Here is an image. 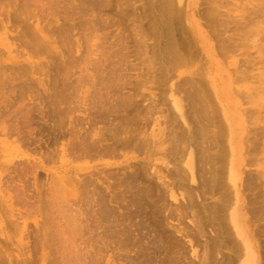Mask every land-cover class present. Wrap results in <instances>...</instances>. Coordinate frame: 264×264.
Listing matches in <instances>:
<instances>
[{
	"label": "rangeland",
	"instance_id": "obj_1",
	"mask_svg": "<svg viewBox=\"0 0 264 264\" xmlns=\"http://www.w3.org/2000/svg\"><path fill=\"white\" fill-rule=\"evenodd\" d=\"M6 1L5 0H0V3H1L0 8H2L4 10H6V8H7V10L10 9L9 12L12 11L11 13H13V11L16 12L17 10H18V12L22 11V10H24V11L28 10V11H26V13L24 11L23 12L25 14H27V12H28V14H29L30 11H31L30 15L34 14V18H32L30 15H27V16L30 17V19H32V21L36 17H39L38 19L40 20V18H41L40 22H42V19L44 18L43 23L46 24V27L51 28V29H49V28L46 29V31H48V30L50 31V30H53V29L55 30L56 29L57 31H59V33L55 30L56 33L55 32L54 33L56 35H58V36H56L51 31L50 32L52 34L50 32L47 34V36H49V37H50V34H51L52 35L51 37L55 38L56 41H57L56 43L53 44L55 47L52 46L53 48H49V51H51L52 54H54V57L52 56L51 52L48 53L49 52L48 50L45 51L44 53H40V54L38 53V55H37V53L36 54H31V56L32 55L36 56V57L34 56V57L31 58L32 64H34V66L33 65L32 66H33V68L35 67V69H33V68H31L32 66L30 64H28L26 61H24V58L26 56L24 57L23 54L24 55H26V54H25V52L23 53V51L21 52V50H23V48L21 46L18 47L19 45H17L16 43H15V46H14V42H13V40H11V37H10V36L16 35V33L14 34V32H17V30L19 31L20 30L19 29L20 26L17 27L16 30L14 29L15 31L12 29L14 27H11V28L8 27L9 30L7 29V31H9V32H4L3 29L2 30L0 29V55L2 56V58H4V59L8 58L7 59L8 64L12 63V64L15 65V67H17L16 65L22 66L21 63H23L24 65L28 64L30 66L29 73H28L29 78H28L27 74H25L26 76L24 74L21 75L22 73L19 72V71L17 73L16 70H15L16 71L15 72L13 69H11V71L8 69L9 71L7 70V72H6L7 77L9 78L10 75L11 76H16L17 79L13 81L16 84H13V82L12 83H10V82L8 83L7 82V85L5 84L6 82H4V85L2 83L0 84V198H1L0 199V204H1L0 205V212H1L0 213V215H1L0 216V221H1L0 222L1 223L0 227L2 226L1 227L2 230L0 228V238H1L0 241L2 240V243L3 244L5 243V246L3 244L2 245L0 244L1 249L4 248V249H2L3 254L0 252V254H1L0 257L3 256V255H7V256L9 255L8 257L11 258L12 260L13 259H18V258H24L25 257L24 255H26V258H27V256L32 257L31 256L32 254H30L31 253L30 250H32L34 248L33 247L34 246L33 245V243H34V241H33L34 239L33 238H35V237H32V236H34V235L37 236L35 234L36 229H38L40 225L42 226L43 223H46L47 222L46 220H48L50 217H52V215L54 217V218H50V219H53V221L50 220L52 223L50 221H48L47 223L50 222L51 224H54L58 219L61 220L60 217H62L61 213H62L63 209H62V211L59 210V205L58 204L60 202H61L60 203L61 207H62V204L64 205V207H68L69 206L68 203L69 202L71 203L73 201L74 204L71 203L72 206L70 205L69 208L74 207L76 209V208L79 207L78 209L81 210V209H83L81 206H83L85 204L83 206L85 208V210L87 209L86 207H88V208L90 207L91 208L90 210H92L94 207H96L94 209V211H96V209L98 211L99 210L98 207H100V208L102 207L101 206L102 202L99 199H101V197H103V198L105 197L106 198L107 196H110L109 199L111 201L109 199H107L108 197L106 198V200H109V201H107V203H106V200L104 201L107 205L111 204L110 207H108L109 215H107V218H104L105 220L108 221L107 225H104L105 224L104 219L102 220L103 224L101 223L100 218H99L100 223L97 222L98 219H95V216L97 217V214L100 216V214L98 212L95 215V213L93 211L95 216L90 212V210H89V212L91 214L90 216L89 215L87 216L88 211H85V212H87L86 215H85L84 212L83 213L81 212V217H82L83 214L85 216L89 217V218L86 217V220L90 221L89 225H91L92 223L94 224V222L96 221L95 227H96L97 223H99L98 227H100L99 226L100 224L103 225V226L100 227L103 232L108 229L107 230L108 231L107 234L103 233V232H98V230H97L98 228L97 227H96V230L93 229V227H91V226L89 227V225L87 224L88 222L86 220H84V221H86V222H84L85 228L88 229V227H89V230L85 231V234L86 233L89 234V235L87 234L88 236L86 235L87 238H90L91 235H92L93 236L92 240H94L93 242H95V244L97 246V242L99 241L100 238L98 236H97L98 239L95 238L96 237V233H93V231L97 232L99 234V236L102 235L101 233H103L104 235L101 236L102 240L106 238L105 234L109 235L110 236L109 239L110 240L112 239L111 242H113V243H111L110 240H109V242L111 244H114V245H111V247L114 249V247L117 246V248L119 250H121V251L116 250L117 251L116 252L115 250L111 249V251L109 252V253L112 252V256L111 257H113V253H114L116 258L113 257V260H110L111 261L110 264H116V262H117V264L118 263L119 264H123V263L126 264L124 261L129 262V263L134 261L136 264H140V262H141L140 260H143V259L142 258L140 259L139 257H137V254H136V252H139V250H140L139 244L136 243L138 245V246H135V247H137L136 250L130 251V249L133 248L134 246H133V244H129L130 246L132 245L133 247L131 246V248L129 249L130 246L128 245L129 247L127 248V244H128L127 242H129V240H131V239L132 240H137V237L139 236V233L141 235V233H143L144 231L145 232L147 231L146 232L147 235L145 234V232L143 233V234H145L147 236L146 239L144 238V240H147V239L149 240L150 238H152L153 240L155 239L154 241L151 239L153 241L152 243L155 244V245L152 244L153 247H155V246L158 247L159 245L160 246L164 245L163 249L161 248V250H160L161 253L158 252L160 254L156 255V257H157L156 258V262L154 260V262L156 264H162L163 261H164V264L165 263L166 264H202L204 259L207 260L206 259L207 256L205 257L206 254H204L205 258L203 257V253H205L204 249L207 250L204 247L208 246V242H210V241H207L206 242L207 244H205V245H203V243H205V240H206L207 237H212V238L215 237L216 238V235H215L216 233L218 234L217 237L219 239L218 238L217 239H218V242H219L220 246L216 245L217 247H219L218 249L215 246L213 251L216 254L212 253L214 255V257L213 256H211V257L213 259L215 258V262L217 264H239L241 256L238 258V256H239L238 253H240L239 252L240 251L239 248H241V247H240V244L236 243V241L237 240L239 241V239L237 238L236 234L234 233L232 225L229 222V213L231 212L232 208L235 206V199H236L235 190H237L238 191V195L240 197L241 214L243 216V220L245 222V226L248 229L249 234L252 235L251 237L253 239L254 247L256 249V255H257L258 264H264V255H263V253H264V241H263L264 240V214H263L264 210H262V209H264V204H263L264 203V201H263L264 200V189H263L264 188L263 187L264 186V184H263L264 181L260 180L261 179L260 172L263 174L262 175V180H264V150H262V149H264L263 148L264 147V142H263L264 141V135H263L264 134V127H263L264 126V111H261L262 108H263L262 110H264V93H262V94L258 93L259 90H260V92L264 91V87L262 86V85H264V79L260 78V77L264 78V75H262V74H264V72H263L264 71V62H263L264 61V48H263L264 47V45H263L264 44V37H263L264 32H262L264 30L263 29L264 28V21L262 23L263 25H260L261 29H262L259 32L260 34L256 32L257 33V37H256V35H253V36H249L248 39L244 40L243 42H242V40L240 41L242 47H240L237 50L236 54H235V58H236V64L235 65H230L229 66L227 64V62L225 64L224 63L225 61H223V58L218 56L219 59L223 61L224 66L226 67L227 70H230V69L232 70L234 68L236 70V71L232 70L234 75L231 74V83H232L231 85H232V88H235V89H232L234 91H231V95H230L231 102H233L235 107H236L237 116L239 115V117H240L239 126H238L239 133L234 136L235 141L239 144V161H238V163H239L238 164L239 179H238V182H237V188L235 189V188L232 187V185H231V183L229 181V177H228L229 169H230V158H231L230 131H229V127L227 126V124L225 123V121L223 119L222 111H221V109L218 106V104H219L218 97L214 96V94L212 92V89H211V86L208 83L205 82L206 80L204 81L205 82L204 86L206 85L208 87V89H207V87L205 88V90L206 89L207 90L204 91V92L205 93L207 92V94L212 92V93H210L211 95L208 94V97L209 96L211 97L213 95L211 97L212 105H215V106L218 107V113L220 114L219 115L220 117L218 118V120H220V123L224 126V127L222 126L223 127V132L222 133H224V132L225 133L222 134V136H220V138L218 139V141H221V142H218L219 144L218 143L214 144L213 141H212V139H213V130L215 131V130L218 129V127H217V129H215L216 128L215 121H213V120H212V122H208L207 121V119L205 117V113L203 111H201V107H199L200 106V102L195 100L196 98H194L191 94H188L190 92H187L188 88L191 87V81H189L190 79L189 80L187 79L189 81V82L188 81L187 82L190 85H188L186 83V80H184V83H183V81H181L182 83L181 82L178 83V84H181V85L183 84L182 85L183 87H181V85H179L180 86L179 87L180 91L183 88V90H182L183 93L182 92L181 93L178 92V93H180L179 95L177 93L174 94L175 98H176V101L178 103V108H176L174 106V104H173V100H172V97L170 96L169 92L166 91V90H163L164 86H165V89H166V86L168 85L167 84L168 80L167 79L165 80V78L164 79L161 78L162 81H161V79H158V80L154 79L153 75H155V71H156L155 68L158 67V66L157 65H153L154 64L153 60L152 61L149 60L148 56L151 57L150 54L152 52L148 53L147 51H145V52H147V57L148 58L146 57V55L144 53V48L146 47L144 45V43L148 42V40H149V42H148L149 44L148 45L146 44V45H147V47H149V46L150 47H149V49H147V47H146V49L150 52L151 49H152V45L154 43L153 40H155V43H156L157 40H160V39H157V40L155 39L156 38V36H155L156 33L154 32V29L151 30L152 29L151 25L154 22L153 19L155 18L156 14H157V11L159 10V6L158 5L160 3L164 4L163 3L164 0H160V1H163V2H158L157 6H156V1H159V0H152V2H151V0H145V1H142V0H137V1L136 0H33V1L32 0H15V1L11 0V1H8V0H6ZM139 1H141V2H139ZM165 1H167V0H165ZM170 1H173L172 3L175 4V5L172 4V6L175 7L176 5H178V6H176V9H178V8L179 9H184V10H182V12L184 14L190 15L192 17V19L194 18L193 21L198 25V27L200 28L202 33H204V35L207 36V38L209 39V43H211L213 45V47H215L214 48V52L218 54V53L223 51L222 47L227 45L226 42H225V39H223V38L225 36H227V33H230V32H231L230 34L233 35L232 31L229 30L227 32V31H225L224 28H222V27H225L224 26L225 24L223 22V20H224L223 18L227 17L226 12L229 11L228 13L230 14V10L231 9L229 10V7L232 8L231 15L233 13L236 14L237 12H240V13H238V15L239 14L243 15V16L245 15L244 17L248 18V17H246L247 15L248 16H253L255 14V13L254 14L253 13H249V11L250 12L254 11V10L251 11L249 9H251V8L254 9L256 7L255 9L258 10L257 6H260L263 0L261 1V3L259 2L260 0H258V1L257 0H246V1L245 0H224V1L223 0H218V1L214 0V2H212L213 6H211L212 5L211 4V0H203L205 2H203V1L201 2V0H193V1L192 0H169L168 2H170ZM206 1L207 2L210 1V3H206ZM225 1H227V3ZM229 1L233 2L234 4L237 3V5L236 4L234 5L231 2H229ZM22 2L27 3V5H25V3H22ZM99 2H101V3H99ZM128 2H129V4H130V2H132L133 5H131V4L129 5ZM150 2H151V4H150ZM200 2L202 3V5H200L201 4ZM216 2H218V3H216ZM238 2H239V4H238ZM6 3H7V5H6L7 7H5ZM33 3H34V5H33ZM145 3H147V4H145ZM214 3L219 5V7L216 4H214ZM263 3H264V1H263ZM263 3H262V5H264ZM99 4H100V6H99ZM144 4L147 7L149 5H151L152 11H155L156 14L154 13L155 15H153V12L151 13L148 10V9H150V7L147 8V7L144 6ZM182 4H183V6H182ZM188 4L190 5L189 8L186 7ZM192 4H194V6ZM225 4H227L228 7H227V5H226V7H224ZM231 4L234 5L235 7H237V9L234 8V6H232ZM11 5H12V8H11ZM23 5H25V6H23ZM36 5H38V7ZM61 5H64L63 6L64 9L62 7H60ZM152 5H155L156 7L153 6L154 7L153 8ZM65 6H68V8L65 7ZM140 6L142 7V10H140L141 9ZM25 7H27V9ZM35 7H37V8H35ZM56 7H57V9H56ZM86 7L87 8L89 7L91 9H89V8L87 9ZM157 7H158V10H155V8L157 9ZM240 7H241L242 10L238 9ZM73 8H74L75 12L73 11ZM145 8L147 9L148 13L147 12L146 13L149 15V18L150 19L153 18V19L149 20L148 17L144 19V17L147 16L146 14H143L144 11H146ZM200 8H202V9H200ZM205 8L206 9L208 8V9L206 10ZM213 8H214V10L211 11ZM217 8H219V9H217ZM187 9H189V10H187ZM62 10L64 12H61ZM215 10H216V12H215ZM220 10H223L224 12L223 11L221 12ZM131 11H132V13H131ZM191 11H192V14H191ZM195 11H196V13H195ZM49 12L50 13L52 12L51 15H50ZM58 12H59V14H58ZM65 12H66V14H68V12H69L70 14L66 15ZM137 12L138 13L140 12L141 14H138ZM219 12H220V14L222 13V15H220L221 17H219V14H218ZM247 12H248V14L246 15ZM259 12H257V13H259ZM257 13L255 15L258 16ZM53 14H54V17H53ZM199 14H200V16H199ZM259 14H261V13H259ZM262 14L261 15L264 17V13H262ZM63 15L66 16L67 18L66 19H65V17L62 18L61 16H63ZM209 15L211 16V18L216 23L212 19H210ZM212 15H213V17H212ZM225 15H226V17H223ZM240 15H239V17H240ZM44 16H46V17L48 16V17L46 18ZM49 16H51V17H49ZM68 16L69 17L71 16L70 19L68 18ZM216 16L219 17V18H216ZM243 16L240 18L241 19L240 21L244 20V21H242V24H244V26H245V24L247 23V19H245ZM261 17H260V15H259V17H257V19L259 18L258 23H260V24L262 22L261 19H263V17L262 18ZM53 18H55V19H53ZM59 18L60 19L62 18L61 19L62 21L59 20ZM143 19H144V21L145 20L146 21L147 20L150 21L149 22L150 25H146V21H145V24L144 23L141 24ZM227 19H229V18H227ZM129 20H131L135 24L132 25V23L129 22ZM34 21L36 22V20H34ZM212 21L214 23V26L211 25ZM104 22H106V23H104ZM138 22H140V23H138ZM182 22L183 23H180V25H182V27L186 26L183 29H186L188 27L186 29V31H185L187 33V30H188V34H186V37H187V35H189L188 38H191V37L194 38V33H193L192 29H191V26H189L184 21V19L182 20ZM59 23H62L63 25L59 24ZM65 23L66 24L69 23V24L64 25ZM44 24H42V25H44ZM219 24H221V25H219ZM59 25H60V27H59ZM61 25H62V27H61ZM134 25H136V26H134ZM143 25H145V26H143ZM257 25H259V24H257ZM132 26H133V28H132ZM147 26H150V27L147 28ZM244 26L242 28H244ZM214 27H215V29H213ZM60 28L61 29L63 28V29L61 30ZM66 28H67V30H66ZM10 29H12V30H10ZM146 29H147V33L144 32V30L146 31ZM218 29L219 30L224 29L222 31L227 32V33L224 34V32L219 31ZM76 30H77V32H76ZM213 30H216V31L214 32ZM143 33H145L146 35L144 36ZM214 33H216L218 36L220 35V37H218L216 34L214 35ZM261 33H263V35H261ZM159 34H160V32H159ZM230 34H228V35H230ZM5 35H8L9 37L5 36ZM68 35H69V37H68ZM149 35H151V36H149ZM221 36H223V37H221ZM3 37H5V38L8 37L7 40H9V42L11 40L12 44L7 46V44L5 43L6 39L3 38ZM57 38L60 41H58ZM160 38L165 39L163 35ZM188 38H187V40H189V41H193V42L196 41V40L194 41L193 38H191L192 40H190ZM216 38L219 39V40H217ZM65 39H67V40H65ZM142 39L145 42H143ZM163 39H162L161 43H164V41H166V39L164 41H163ZM3 40H5V41H3ZM137 40H138V42H137ZM187 40H185V42H187ZM248 40H249V42H248ZM253 41L255 43H253ZM2 42L4 44H2ZM151 42H152V44H150ZM218 42H219V44H218ZM245 42L248 43V45L247 44L244 45L243 43H245ZM222 43H223V45H222ZM191 44H193V45L195 44L196 46L194 45L195 47H193V45H191ZM191 44L190 45L188 44L190 46V48H191L190 50H194V48L196 49V47L199 46L197 42H195V43L191 42ZM143 45H144V48H141V47H143ZM158 45H160V43ZM161 45H160V47H163V45L162 46ZM250 45L253 46V47H250ZM59 46H62V47H59ZM245 46H246V48H248V47L249 48L246 49ZM121 47H122V49H120ZM217 47H219V48H217ZM138 48H139V50H138ZM216 48L218 50H216ZM250 48H251V51H250ZM260 48H261V50H260ZM15 50H16L17 54H16ZM197 50H198V52H197L198 54L197 53L193 54L194 51L196 52V50H194L193 53L191 54L193 57L195 55H197V56L194 57L195 60H193V65L195 64L194 68H195V66H198V65L201 66L202 65L201 66V68H202L201 70L204 73L206 71V68H208L207 59L204 56V53L201 50L200 46H199V48ZM19 51H20V53H19ZM65 52H69V53H65ZM112 52H113V54L111 55ZM262 52H263V54H262ZM56 53H58V54H56ZM71 53H72V55H71ZM20 54L24 58H21L22 56ZM114 54H116V56H114ZM260 54L262 55L261 57H260ZM45 55H47V56H45ZM64 55H65V57L66 56L67 57L65 58ZM250 55H251L252 58L250 57ZM49 56L50 57L52 56V57L50 58ZM253 56H254V58L255 57H257V58L254 59ZM57 57H59V58H57ZM108 57H110V59H112L113 61L111 60L112 61L111 62L110 59H107ZM73 58L76 61L73 60ZM258 58L261 59V62L259 60H257ZM50 59L51 60L53 59L52 61H55V63L53 62V64L55 66L52 65V63H51L52 61H50ZM151 59H152V57H151ZM205 59H206V62H203V61H205ZM248 59H250V60H248ZM42 60H43V62H42ZM47 60L50 61V64L48 63L49 61H47ZM240 60H244L245 62H241ZM255 60H257V61H255ZM149 61H151L153 63V64L151 63V67H150ZM199 61H201V62H199ZM247 61H250L251 64H250V62H247ZM15 62H16V64H15ZM56 62H57V64H56ZM63 62H64V64H63ZM66 62H68V64ZM147 62H148V64H147ZM144 63H146V64H144ZM237 63H240V64L238 65ZM241 63H242V65H241ZM253 63H254V65H253ZM39 64H40V66H39ZM249 64L251 65V67H250ZM61 65H63V66L65 65V67L68 70H64L66 68H64ZM237 65H238V67L241 66V68L238 69ZM56 66H57V68H56ZM147 66H149V67L147 68ZM248 66H249V68H248ZM53 67L56 68V71H55V72H57L56 75H55V72H54L55 69ZM61 67H62V69H61ZM152 67L155 70H153ZM149 68H151V69L149 70ZM246 68H248V69H246ZM258 68H260L259 69L260 71L258 70ZM57 69H59V70H57ZM252 69L254 70L253 72H252ZM62 70L65 73H63ZM195 70L196 71H195V74H193V77H195L197 75L196 77L198 78V81L196 80L197 79L196 77L193 78V80H192L194 82L193 86L194 87L197 86L196 89L197 88L201 89L200 87L203 86L202 80L205 79L206 77L202 76V78L205 77V78L202 79L201 75H199L200 78H201L200 81H199L198 73L196 74V72L198 70L196 68H195ZM231 70H230V73H232ZM237 70H239V71H237ZM247 70H249L248 71L249 73L246 72ZM255 70H256V72H255ZM147 71H148L149 77L147 76ZM32 72H33V74H31ZM66 72H67V75H66ZM199 72H200V70H199ZM259 72L261 74H258ZM34 73H35V75H34ZM245 73H246V75H245ZM250 73H251V75H249ZM17 74H20V75H17ZM62 74H65V76H62ZM151 74H152V76H151ZM157 74H159V73H157ZM255 74H256V76H254ZM54 75H55V77H53ZM68 75H70V76H68ZM18 76L19 77L22 76L20 78V80H19ZM236 76L237 77H245V78L244 79L241 78L242 79L241 80L239 78L237 79ZM59 77H60V79L62 81L59 79ZM155 77H156V75H155ZM253 77H255L256 80ZM256 77L258 78L260 83L259 82L256 83V81H258ZM52 78H54L56 80H54ZM63 79L65 81H63ZM235 79L239 80V82L237 80H236L237 81L236 82ZM260 79H261V81H260ZM52 80L57 82V83L54 84V82ZM150 80H152L153 83H150L151 82ZM76 81H77V83H76ZM136 81H138V82H136ZM154 81H156V82H154ZM195 81H197L198 83L197 82L195 83ZM253 81H254V83H253ZM141 82H144V83H141ZM27 83L30 84V85H28ZM253 84H254V86H253ZM257 84H258V86H257ZM10 85H13V86L10 87ZM15 85H16V87H15ZM25 85H27L28 87L25 86ZM68 85L70 86V89H69ZM18 86H21V87H18ZM259 86H260V88H259ZM62 87L63 88L66 87V89H63ZM73 87L78 88V89H74ZM253 87H255V88H253ZM23 88H25V89L23 90ZM184 88H186V93L188 95L184 92L185 91ZM256 88H258V89H256ZM261 88H262V90H261ZM9 89H11V90H9ZM58 89H59V91H58ZM155 89L157 91H154ZM190 89L192 91V88H190ZM254 90L255 91L257 90L258 91L257 94L262 95L263 98L260 95L258 96L256 94V92H254ZM53 91L55 92V94H54ZM160 91H162V92H160ZM241 91L245 92V93H243L244 95L242 94ZM151 93H155V94L152 95ZM157 93H159V94L157 95ZM163 93H164V95H163ZM60 94H62V96ZM247 94L250 97L247 96V98H245ZM161 95L163 96V98H162ZM189 95H191L192 97L191 96L189 97ZM55 96H57V97L55 98ZM151 96H152V98H151ZM156 96L158 97V99H157ZM166 96L168 97V99H167ZM255 96L257 97V100L259 99V102H260L259 105H258L259 102H257V100L254 101ZM63 97H66V99L64 98L65 101L63 100ZM67 97H68V100H67ZM153 97H156V99H157V103H158V104H156L157 105L156 106L157 111H156V108H154V110H152V112H151V110L149 111L148 109H146V111H145L144 110L145 108L144 109H140L139 112L133 110L132 108H131L132 109V111H131L130 107L126 108V107H128L130 105V103H132L130 101V99H132L133 102L138 100V102L140 103L142 101L143 103L142 102L141 103H142L143 106H145V104L146 105H150V104L152 105L153 103H151V99H153ZM248 97H249V99H248ZM125 98H127V99H125ZM160 99H161V101H159ZM162 99H164V100H162ZM206 99H208V98H206ZM247 99H248V101H247ZM251 99H253L252 102H251ZM261 99L263 100V102H262L263 106H262L261 101H260ZM55 100L56 101L58 100V102H56ZM166 100L167 101L170 100V101H168L170 103L166 102ZM163 101H165L166 103L163 102ZM50 102H52V103H50ZM243 102H244V104H243ZM127 103H128V106L126 105V107H125V104H127ZM58 104L60 106H57ZM182 104H184L185 106L182 105ZM122 106H124V107H122ZM117 107H119V108H117ZM246 107H249V108L247 109ZM125 108H126V110L130 109V110L127 111V112H129V118L132 115V112H133L134 115H135L134 112H136V115H135L136 117L135 118L139 117L137 120L135 119L133 121L135 124L132 122L133 126H131L136 131L135 133L139 135V136L137 135L139 139H137L136 142L141 141L140 139H142V138L148 137V139H151V138H152V140L154 139L156 141V145H158V143H161L160 144L161 146L156 148V151L154 152V155L152 156V158H153L152 161L154 163V169L156 168L155 169L156 170L155 171V175L156 176L152 172L153 170H151L149 168V166H146V168L148 167L147 168V172H148L149 169L151 170V171L149 170L148 173L144 172L143 169H142V165H143L144 160L146 158V155H148L149 151L146 150V149L144 150L143 148H140V147H139L140 149L136 147L137 149L135 148V150L131 151V152L134 153L135 157L133 159H130V160H131V163H133V164L135 163L136 164V165L134 164V166H135L134 168L136 169V170L135 169L134 170L137 171V173H138V177H136V180H135L136 182L133 183L134 187L132 186V188H130L132 184L127 185L128 182L126 180H123L125 178H123V176H121L120 173L116 175L118 178L115 177V174H116L114 172V171H116L115 169H110L108 171H105V173H104V172H101L100 169L94 168V166L101 167L99 164L104 163V162L105 163H112L113 164L112 167L114 166V164H117V163L119 164V162H122L121 164H124V162H123L124 158L119 156V155H117L118 151H119V154L122 153L121 149H119V150L117 149L114 155L112 153H110L112 156L108 152L106 153L107 156H104L105 152H101V153H98V154H94L92 152H89V153L93 154V155H90V156H92L91 158H89V153L87 154L88 156H86V158L85 157L83 158V156L86 155V153H85L86 151L84 150L85 152L84 151L81 152V149H80V148H83V149L85 148L86 149V147H87L86 150H89L90 149L89 147H91V146L93 148L94 147L96 148L97 146L90 145L92 140L95 141V138H96V141L99 140L100 143L103 142L105 145H107V144L112 142V139L110 138V136L113 137L114 133H115L114 136H119L120 135L119 137H123L124 135L121 132L119 133V135H117L116 133L119 132L121 130V128H124L126 126V125L124 126L123 124H127L128 123L127 126H129V124H132V123H129L128 121H127V123H123L126 120H123L121 124L119 123V122H121L122 119H124L123 117L127 118L126 117V115H127L126 113H125L126 115H122V114H124V112H126V110H124ZM108 109L110 110V113H109L110 115L108 114V112H106V111H109ZM121 109H123L124 111H122ZM161 109H162V111H161ZM249 109L255 110L252 113V117L250 116L251 117L250 120H248L249 119V115L248 114L249 113L251 114L252 110H249ZM163 110H166V111H163ZM99 111H102L103 113H101V112L99 113ZM117 111L122 116H120L119 114L114 115V112L116 114ZM147 111H149L150 113L149 112L147 113ZM247 111H248V113H247ZM120 112H122V113H120ZM142 113H143V116H142ZM145 113H147V114L145 115ZM147 115H148V117H147ZM103 116H104V118H103ZM115 116H116V118H115ZM112 117L115 118V119H112ZM142 117H144V118H142ZM260 117L262 118V120L260 119ZM101 118H103V119H101ZM246 120L249 121L250 124ZM145 121L147 123H146V125H143V122L145 124ZM209 123H211V124H209ZM212 123H214V125H212ZM177 124H179V125H177ZM205 125H207V126H205ZM200 127L202 128V130H204L205 128L207 130L205 129L204 131H202V130H200L201 129ZM203 127H204V129H203ZM181 128H182V130H181ZM189 128H191V129H189ZM115 130H116V132H115ZM181 131H182V134H183L182 136L183 137L180 138L178 133H181ZM201 131L204 132V133L205 132H208V133H205L202 136V138L200 139L201 136H199V133ZM202 132H201V134H203ZM142 133H144V134H142ZM111 134H113V135H111ZM194 134H195L196 137H191ZM147 135H149V136H147ZM99 136H103V137H99ZM93 137H94V139H93ZM205 137H206V140H205ZM208 137H209V139H208ZM211 137H212V139H210ZM249 137L250 138L252 137V138L249 139ZM259 137H261V138H259ZM98 138H102V139L100 140ZM189 138L192 139V140H189L187 142L185 139H189ZM246 138H248L249 140L247 139V141H246ZM257 138H259V139H257ZM178 139H180L181 141H179ZM177 140L180 142L181 145L179 144V142L177 144ZM182 140H183V144H182ZM73 141H74L76 146L74 145ZM204 141H206V142H204ZM251 141L253 142V144H252ZM190 142H192V143H190ZM194 142H196V144ZM197 142H199V143H197ZM247 142L249 143V146H248ZM206 143H208V144H206ZM258 143H260L262 145H259ZM86 144L87 145L89 144V145L87 146ZM139 144H140V142H138L137 145H139ZM193 144H195V145H193ZM250 144H252V146H250ZM177 145L182 146V148H180ZM216 145H217V147H216ZM219 145L221 146V149H220ZM245 145L247 147H245ZM101 146H104V145H101ZM183 146H187L188 147L187 151H186V147H183ZM78 147H80V148H78ZM177 147H178V149H177ZM205 147L207 149H205ZM223 147H225V148H223ZM69 148H71V149H69ZM73 148H76V149H73ZM196 148H197V153L195 152ZM212 148H213V150L209 151ZM250 148H251V150H250ZM215 149H217V151H218V149H220L219 152L221 151V153L223 155L221 153L217 152ZM247 149H248V151H247ZM253 150H255V152H254L255 154L252 153ZM77 151L78 152L80 151V153H78ZM90 151H92V150L90 149ZM177 151H178V153H177ZM199 151H200V153H199ZM257 151H259V152L261 151L262 153L261 152L259 153ZM140 152H143V153H140ZM193 152H195L196 154L195 153L193 154ZM82 153H85V155L82 154ZM180 153H182V154H180ZM247 153H248L247 157H249V158L246 157ZM79 154L82 155V157ZM177 154H180L181 156L180 155H178V156H180L181 158L178 157ZM184 154H186V155H184ZM207 154H209V155H207ZM220 154H221V156H220ZM206 155H207V157H206ZM250 155H252V156H250ZM253 155H255V158L253 157ZM201 156H203V158L205 159V160L203 159L204 162L202 160H200V159H202ZM211 156H213V157H211ZM252 157L254 159L253 162H256L255 164L252 162ZM256 157H257V159H260V161L262 160L263 162L261 161L259 163V161L256 159ZM196 158L198 159V161H197ZM212 158H213V160H217V161L210 160ZM188 159H191L190 160L191 161L190 166H187V164H186ZM181 160H183V161H181ZM246 160H247L248 163L246 162ZM218 161L220 163H218ZM138 162H140L141 164L138 163ZM213 162H215V163H213ZM203 163H205V164H203ZM211 163H213V165H210ZM223 163H224V166L221 167L223 165ZM216 164H217L218 168L216 167ZM209 165L211 167L212 166H215V167H212V170H211V167ZM206 167H207V170L205 169ZM200 169H202V171ZM93 171L97 172V173L100 172V174H98L99 176L97 175V173H94L95 175L92 174ZM213 171H214L213 175H215V171H220L218 178L215 179V180H218V181L221 180L220 183L224 182L223 185L222 184L219 185L220 183H218V181H215V180L214 181L216 183H214V181L212 180L213 179L212 177H211V179L209 178L211 180V182L209 183V179L207 178V176L210 177V175H212ZM245 171H246V173L248 172L247 175H248L249 178L246 177V174L244 173ZM143 173L146 174V176ZM82 174L85 176V179H83L84 183L81 182L82 180L79 182L80 178L81 179L83 178ZM139 174H143V176L142 175L139 176ZM201 174L203 175V177H202ZM250 174H251V176H250ZM118 175H120V176H118ZM220 175H222V178H221ZM79 176H81V177H79ZM244 176L246 178H248L249 180H251V181L249 182V180H247ZM92 177H93V180H91ZM99 177H102V179L99 178ZM250 177H251V179H250ZM256 177H257L258 181L255 179ZM120 178H123V179H120ZM148 178L150 179V181L151 180L152 181L150 182L148 180ZM201 178H202V180H201ZM206 178H207V180H206ZM223 178H225L224 181H223ZM51 179H52V181H51ZM225 180H226V182H225ZM243 180H246V182L244 181V183H243ZM253 180H255V181H253ZM91 181H93V183ZM113 181H115V183ZM89 182H90V184H89ZM108 182H109V185H110L109 187H111V185H112L113 188L111 187V188L105 189V193L107 192L108 195L106 194L107 195L106 196L105 194H103V196H102V192H99V190L103 191L104 190L103 187L106 186V183L108 184ZM123 182L125 183L126 186L124 185ZM254 182H255V184H254ZM82 183L84 184L83 185L84 188L81 185ZM112 183L115 184V185L113 186ZM121 183H123V184L120 185ZM150 183H152L151 186L154 187V188H152L153 189L152 192H148V194H149L148 198H147V196H145L147 198L146 201L147 200L148 201H147L146 204H144V209H143L144 211L140 212V214L139 213H137V214L135 213L136 215L134 214L133 216L129 217V219L126 218L127 215L129 216V214L132 212V210L140 209V206H138L140 203H139V201H136V199H137L136 196L140 195V194L136 195V192H138V193L142 192V191H139V189H140L139 187L141 185H145V184L150 185ZM206 183L208 185H211V184L212 185L213 184L216 185V189L217 190H219V188H221L219 190L220 192L217 191V190H216V192L211 191V188ZM225 183H226V185H225ZM91 184H93V185L89 186ZM137 184H140L137 187L139 189L136 188ZM259 184L262 187H260ZM39 185L41 186L40 187L41 190L39 189ZM95 185L96 186L98 185V187L100 185L101 188L99 187L100 188L99 189ZM148 185H145V189H146V186L148 187ZM242 185L245 186V187H243ZM247 185H254V187L253 186H247ZM94 186L97 189L96 191H94L95 189H93V188H95ZM124 186H125V189H124ZM246 186L249 187L250 190H242V188L243 189H245V188L248 189ZM50 187H52V189ZM55 187H56V190H55ZM91 187H92V189H91ZM207 187L209 188V190H205V192H204V189H208ZM213 187H212V189H213ZM134 188H136V189H134ZM226 188H228V190ZM253 188H256V189H253ZM259 188L261 190H258ZM47 189H50V190H47ZM109 189H110V193H109ZM113 189H115V191ZM119 189H121V190H119ZM126 189H128L126 191L127 193L125 192ZM131 189H133V190H131ZM214 189H215V187H214ZM52 190H55V191H52ZM87 190L90 192V194L88 192L89 195L86 194ZM262 190H263V192H261ZM51 191H52V193L49 194V192H51ZM57 191L59 192L58 194H60V195L57 194ZM82 191H83V193L86 191V193H84L83 195H82V193H78V192H82ZM206 191H208V192H206ZM228 191L229 192L231 191L230 192L231 195L227 194V193H229ZM249 191H251V192H249ZM117 192L120 194V197H119V194ZM120 192H123V193H120ZM225 192L228 195V196L225 195L226 200L229 198L227 200L229 202H226L227 204H225V205L223 204L224 207L226 205L228 206V207L226 206V208H225V212L226 211L227 212L226 213L225 212L221 213L222 211H218V208L220 207V205H219L220 203L218 204L219 206L217 205L218 207L217 206L214 207L215 204H213V203L217 204V202H219L218 199L222 200L223 198L221 199L220 195L221 194L223 195ZM257 192H258L257 195H259V196L256 195ZM103 193H104V191H103ZM150 193H152V194H150ZM215 193L217 195H215ZM41 194H42V196H40ZM52 194H53V196H52ZM91 194H95L94 195L95 199L94 198L93 199L95 201L97 200L96 201L97 203L96 202L95 203L98 206L93 203L94 202L93 199L92 200L88 199L89 198L88 196H90ZM100 194H101V196H100ZM121 194H123L124 196L126 195V196L125 197L123 195L121 196ZM204 194H206V195H204ZM210 194H212V195H210ZM43 195L47 196L48 198L44 197ZM54 195H57L55 197H59L60 198V200H58L59 202L57 201L58 204L55 203L56 201L54 202V200H53L54 199ZM80 195H82L83 197L80 196ZM85 195H87V197ZM96 195H97V197H96ZM128 195H129V197H128ZM35 196L37 198H35ZM51 196L53 197V199L50 198ZM60 196L63 197V198L65 197L66 202L64 200H62L63 198H61ZM203 196H207V197H203ZM229 196H231L232 202H231V199H230ZM260 196H261V198H260ZM80 197H82V198H80ZM49 198L51 199V201H50ZM76 198L77 199L80 198V200L83 199V198H87L91 202L93 201L92 204L96 205V206H93V208H92L91 205L86 206V205L89 204V203H87L86 199H84L85 203L83 201H82L83 202L82 203L80 200H79L80 201L79 202ZM119 198H120V200H119ZM121 198H123L124 200L123 199L121 200ZM127 198H130V199L128 200ZM133 198H134V200H133ZM257 198H259V199L257 200ZM48 199H49L50 202L48 201ZM205 199H208V200H205ZM27 200H28V202H31V203H28ZM56 200H57V198H56ZM75 200H77L76 202L78 204H76ZM117 200H119V201H117ZM34 201H35L36 204H34ZM38 201H40V202H38ZM62 201L65 202V203H62ZM125 201H127V202H125ZM157 201H158V204H155V203H157ZM210 201H216V202H210ZM222 201H220V202L222 203ZM255 201H256V203H255ZM262 201H263V203H262ZM51 202L53 204L55 203L54 205H56V206L55 207L53 206L54 208L52 207L53 204L52 205L50 204ZM159 202L162 203V204H160ZM24 203H26V205ZM37 203H38V205H37ZM46 203H48V204H46ZM121 203H123V204L121 205ZM205 203H207V206H205L206 205ZM209 203L210 204L212 203L213 206L212 205L209 206ZM203 204H205V205H203ZM66 205H68V206H66ZM119 205L121 207H119ZM129 205H130V208H128ZM157 205H159L158 208H157ZM250 205H252V206H250ZM40 206H41L42 210L40 209ZM49 206L51 207V209H49L50 208ZM149 206H151V207H149ZM201 206H202L203 209H201ZM204 206L206 207V209H204L205 208ZM254 206H255V208L257 210V213H256V210H254ZM258 206L260 208H258ZM35 207H37V208H35ZM61 207H60V209H61ZM154 208L158 209L157 210L158 212H156V209H154ZM214 208H216V209H214ZM251 208H253L254 212L252 211ZM67 209L68 208H66L65 211L69 210V209L68 210ZM73 209H72L71 212H73V211H76V212H75L74 216L72 215V217H73V220H76V219H74V217H75V215L77 217L78 215L76 213H80V212H78L79 210L77 211V209L76 210L75 209L73 210ZM121 209H123V210H121ZM40 210L42 212V215H41ZM47 210H50V211H47ZM57 210L60 211L61 213L58 214L59 212ZM52 211L53 212L57 211V213L54 212L56 214V216H54L55 214ZM65 211L63 212V215H64L63 218L65 217V215H68L70 213V211H68V212H65ZM81 211H84V209L81 210ZM128 211H130V213ZM39 212H40V214H39ZM43 212H45V213H43ZM48 212H49L50 215H48ZM117 212H118V214H117ZM121 212H123V213H121ZM125 213H127V215H125ZM254 213H256V215H254ZM71 214H73V213H70V215ZM123 214L125 215V217H123ZM138 214H139V216H137ZM150 214H152V215L150 216ZM47 215L49 216V218H46V217H48ZM110 215H112V217ZM118 215H120V216H118ZM200 215L201 216L203 215L204 217L203 218L201 217V219H200L199 218ZM213 216L215 217V219L213 218ZM41 217H43V218H41ZM67 217L68 216H66V218ZM70 217H68L65 220L62 218V221L63 222H65L66 220L68 221L70 219ZM81 217L78 220L79 223H80ZM90 217H94V218H91V219L92 220L95 219V221L91 222ZM219 217H221V219ZM55 218H56V220H55ZM114 218H116V219H114ZM204 218H207V219H204ZM217 218H218V220H217ZM110 219H111L112 222L110 221ZM139 219L143 220V222H141V224L144 223V221L146 222V223H144L145 225H143L144 227L141 226V227H143V230L139 226L141 224H139L138 226L141 228V230H140L141 232H139V230H138L139 233H137V230L136 231L134 230L132 232L131 230H133L135 228L139 229V227L137 226L138 222L141 221ZM209 219H210V221H209ZM16 220L18 222H14ZM73 220H71V222L68 221V224L70 222L69 228L72 225H74L75 222H77V220L75 222ZM40 221H42L43 223L40 222ZM107 221H106V223H107ZM121 221L122 222L124 221V224L128 223V226L133 224V225H131V227H133V226H135V227L131 228V230H130L131 232L130 231L129 232L130 233H135L136 232L135 234H137V237H135L136 235H134V234L132 236L130 235V233L128 234L126 232V230L128 231L129 227L127 226L128 227L127 228L126 225H122ZM129 221H131V223ZM204 221L206 223L208 222V224L206 225V223ZM212 221L214 223H212ZM11 222H13V224ZM35 222H38V223H41V224H38V223L36 224ZM209 222L211 224H209ZM222 222H224V223H222ZM61 223H57V224H61ZM65 223H66V226H65L64 223H62L61 225L63 226V228L65 226L66 227L65 229H68L67 228L68 224H67V222H65ZM115 223L116 224L118 223V226H117L118 228L115 227ZM147 223H148V226H149V224L151 226L148 227ZM7 224H9V225H7ZM17 224H20V225H17ZM93 224H92V226H94ZM119 224H121L122 227L119 226ZM250 224H252V225H250ZM23 225H26V226H24V228H23ZM48 225L50 226V224H47V226ZM18 226L21 229V232H19V233H18V231H20V230H19ZM47 226H46V232H47V229H48L47 233L51 234V233L55 232V230H54V232H49L50 231L49 230L50 227H47ZM53 226L55 227V225H53ZM59 226H58V229H57V227H55L57 231L59 230ZM84 226H83V228H84ZM106 226H107V229L105 228ZM123 226L125 227L126 230H121V229L118 230L119 227L123 228ZM145 226L148 227L149 231H148V229H146ZM6 227L8 228V230L10 232L7 230ZM72 227L76 228L77 226L74 225ZM72 227H71V229L73 230ZM79 227H80V225H78V229H81L82 225H81L80 228ZM102 227L104 229H102ZM199 227H200V229H199ZM16 228H18V230ZM60 228H61V226H60ZM85 228H84V230H86ZM114 228H116V229H114ZM5 229H6V231H5ZM215 229H217V231L220 230V232L219 231L215 232L216 231ZM253 229H255V230H253ZM30 230H31V232H30ZM72 230L70 232L68 231L67 233H65L66 230H61L60 229L59 232L56 231V236L54 237V239L56 237H57V239L61 238V237H59L57 235L61 236V235H65L66 234L64 236V237H66V236H68L69 233H71L69 236H70V238H72L71 236H73V238L75 237L76 243L79 242L80 240L82 241V238H80V235L78 237L79 232L78 231L75 232L76 231L75 229H74V231H72ZM101 230L99 229V231H101ZM200 230H201V232H200ZM1 231H2V234H1ZM51 231H53V230L51 229ZM61 231H64V234H63V232L61 233ZM111 231H117L116 232L117 235H115V234L113 235L114 232L109 233ZM123 231L126 232L127 234L126 233L123 234ZM166 231H167L168 235L170 234L169 236L166 234ZM260 231L262 233H260ZM7 232H9V233H7ZM38 232H37V234H38ZM12 233H13V235H12ZM31 233L33 235H31ZM75 233H77V234H75ZM80 233L82 234L81 231H80ZM119 233H120V235H119ZM5 234L7 236H5ZM54 234H52L50 236L53 237ZM85 234H84V236H85ZM156 234H158V235H156ZM127 235L130 236V238ZM219 235L221 237H219ZM76 236H77L78 239L80 238V240H77ZM125 236H127L128 239ZM6 237L7 238L9 237V238L7 239ZM11 237H12V239H11ZM115 237H120V239L119 238H115ZM70 238L69 237L63 238V240L64 239H66V240L69 239L70 241L72 240L70 243L74 242L73 238L72 239H70ZM5 239H6V241H5ZM116 239H119L118 242L120 241V244H121V242H123L127 249L125 248V246L123 248V246H122L123 243L121 245L119 243H117ZM121 239H122V241H121ZM168 239H170L171 242ZM3 240L5 242H3ZM36 240H38V239H36ZM60 240H58V241H60ZM207 240H209V239H207ZM7 241H11V242H8V244H7ZM31 241H33V242H31ZM58 241L56 240V243ZM124 241H126V242H124ZM139 241H141V237H139ZM166 241H167V243H166ZM175 241L180 246L176 245ZM234 241H235L236 245H235V243L234 244L232 243ZM30 242H31V244H30ZM61 242L62 241L58 242V245L56 244L54 246L55 247L56 246H58V247L61 246L62 247V245L65 244V243L63 241V243L61 245L60 244ZM89 242H92V241L90 240ZM99 242H98V245L100 244ZM115 242H116L117 245L115 244ZM37 243L39 244V242H37ZM140 243H142V242H140ZM22 244L24 245V247L22 246ZM35 244H36V242H35ZM80 244L77 243V245H78L77 247L79 248V246H80L81 248H79V249H83L84 244H81V245ZM95 244H94V246H95ZM157 244H159V245H157ZM173 244H175L176 246L173 245ZM66 245H67V243L64 246L65 249L62 247V249H60L58 252L59 253L61 252L62 255L64 253H66L67 255H64V257L67 256V259L63 260L62 259L63 256L61 254L59 255L58 252H57V255H54L55 256V259H54L55 262L58 261L57 258H60V256L62 257L61 259L63 261L67 260L66 263L70 262V259H72V257H73V260H74V257L76 255L79 256V257L81 255V257H82V255H83L82 251H81V253H76V255L72 254L73 249H74L73 246L75 245L74 247H76L75 243L71 244L72 248H73V249H70L71 251L69 250V247H68V246H70V244L67 245V248H66ZM170 245H172L173 247L172 246L170 247ZM232 245H235V247H237V246L239 247V248H235L237 250V251L235 250L236 253L237 252L238 253L235 254L237 256H234L233 258H232V255H234L235 251L232 250V249H234V247L230 248V249L228 248V246L232 247ZM27 246H28V250L29 251L26 249ZM165 246H167V247H165ZM36 247H38V246H36ZM55 247H54V249L56 250ZM58 247H57V250H58ZM77 247L74 249V251L75 252H80L79 250H77ZM121 247L123 248V250H122ZM135 247L133 249H135ZM70 248H71V246H70ZM117 248H115V249H117ZM165 249L167 251H165ZM7 250L9 251L8 253H6ZM33 250H34V251H32L33 254H35L34 252H36V255L33 256L34 264H37L38 262H39L38 264H42V263L43 264H47V263H49L48 260L46 261L47 262L46 263L44 261L42 262L40 260V258L37 259L38 257H35V256H39L41 254V253H38V252H40L39 248L38 249L34 248ZM37 250H39V251H37ZM61 250H63V251H61ZM65 250L68 251V253ZM90 250H92V249L90 248ZM19 251L20 252L22 251L21 254L19 253ZM26 251H27V253H26ZM48 251H49V249H48ZM56 251H54V252H56ZM123 251H124V253H123ZM51 252H52V250H51ZM51 252H49V253L51 254ZM115 252L118 253V254L122 253L123 255L120 254V257L122 258V256H123V258L122 259L119 258L118 257L119 255L117 256V254H115ZM9 253L10 254L13 253V254L10 255ZM22 253H23V255H22ZM37 253H38V255H37ZM19 254L22 257H20ZM68 254L70 255V257H69ZM103 254H105V253H103ZM127 254H129V257L126 256ZM3 257L4 258L1 257L2 260L3 259L6 260V258H5L6 256H3ZM52 257L50 255L49 259H51ZM79 257L75 258V261ZM81 257L79 258V260L81 259ZM90 257L91 256L88 253V256L86 258L82 257L83 259H87V261L86 260L83 261L82 259L81 260L83 261V263L85 262L84 264H86L87 262L88 263L90 262L91 264H102V263H104V259H101V261L99 263H97V261L94 262L95 261L94 258L90 259ZM117 257H118V259H117ZM235 257H236V259H235ZM9 258H7V259L9 260ZM45 258H46V256H45ZM68 258H69V261H68ZM52 259L50 260V262L52 261ZM5 260H3L4 261L3 263L6 262ZM22 260L20 259L18 261H22ZM36 260H38V261H36ZM73 260H71V262H73ZM75 261L73 263H69V264H77V263L81 264V263H79L77 261L75 263ZM8 262L12 263L11 260H9ZM13 262H14V260H13ZM9 263L6 262V264H9ZM15 263H16V261H15ZM62 263L66 264L64 262H62ZM216 263H214V260H213V264H216ZM30 264H31V262H30Z\"/></svg>",
	"mask_w": 264,
	"mask_h": 264
},
{
	"label": "bare ground",
	"instance_id": "obj_2",
	"mask_svg": "<svg viewBox=\"0 0 264 264\" xmlns=\"http://www.w3.org/2000/svg\"><path fill=\"white\" fill-rule=\"evenodd\" d=\"M6 1V0H5ZM8 1H11V0H8ZM15 1V0H14ZM33 1V0H32ZM137 1V0H136ZM142 1H145V0H142ZM169 0H167V1H165L164 0V2L163 1H156V6L158 5L157 3L158 2H163L164 4H159L158 6H159V10H158V7H157V9L155 8V10H158L157 11V14H156V12L155 11H152V8H151V5H149L148 7H150V9H148L151 13L153 12V15H155L156 14V16H155V18L153 19V18H151V19H153V23H152V25H151V30H153L154 29V32L156 33L155 34V36H156V40L157 39H160V40H157L156 41V43H155V40H153L154 41V43H153V45H152V49H151V51L149 52L147 49H149V47H147V45L149 44L148 42H149V40H148V42H146V43H144V45L147 47V49H146V47L144 48V45H143V47H141V48H144V53H145V55H146V57H147V52L148 53H151L150 55H151V57H152V59H151V57L150 56H148L149 57V60H153V63L151 62V61H149V64H150V67H151V63L153 64V65H157L158 67H156L155 69H156V71H155V75H156V77H155V75H153L154 76V79L155 80H158V79H161V78H165V80L167 79L168 80V82H167V86H166V89H165V86H164V89L163 90H166V91H168L169 92V94H170V96L172 97V100H173V104H174V106L176 107V108H178V103H177V101H176V98H175V93H177L178 95L182 92L183 93V88H182V90L180 91V89H179V85H181V84H178L179 82H181V81H183V83H184V80H186V83L188 84V85H190L188 82L189 81H191V87L190 88H192V91H191V89L190 88H188V91L187 92H190V93H188V94H191L194 98H196L195 100H197V101H199L200 102V106L199 107H201V111H203L204 113H205V117H206V119H207V121L208 122H212V120L213 121H215V125H216V128L215 129H217V127H218V129L217 130H213V139H212V137L210 138V139H212V141H213V143L214 144H216V143H218V142H221V141H218V139L220 138V136H222V134H224V133H222L223 132V125L220 123V120H218V118L220 117L219 115V113H218V107L217 106H215V105H212V102H211V97L213 96H209L208 97V94H210V93H212L213 92V94H214V96H216V97H218V101H219V104H218V106H219V108L221 109V111H222V116H223V119H224V121H225V123L227 124V126L229 127V131H230V150H231V158H230V169H229V174H228V177H229V181H230V183H231V185H232V187L233 188H237V179H238V175H239V171H238V161H239V155H238V157L236 156V152H239V144L235 141V139H234V136L236 135V133L238 134L239 133V130H238V126H239V119H240V117H239V115L237 116V110H236V107H235V105H234V103L233 102H231V99H230V95H231V91H234V90H232V89H235V88H232V83H231V74H233L234 75V73H233V71L232 70H234V71H236L235 70V68L234 69H230L231 71H232V73H230V70H227L226 69V67L224 66V63L226 64V62H227V64L230 66V65H235L236 64V58H235V54H236V52H237V50L240 48V47H242V45H241V40H242V42L244 41V40H246V39H248V37L249 36H253V35H256V37H257V33H259L260 32V30H262L261 29V26L260 25H263L262 23H263V19H264V17L262 16L263 14L262 13H264V5H262V3H263V1L262 0H260L259 2L261 3V1H262V3H261V5L260 6H257V8H258V10L257 9H249V10H251V11H253V12H250L249 11V13H257V12H259V13H261V14H259V13H257L258 14V16L257 15H253V16H248L247 14H248V12L246 13V17H248V18H245L243 15H240V17H239V15H238V13H240V12H237L236 14H232L231 15V10H232V8H230L229 7V10H230V14L228 13L229 11H227L226 12V14H227V17H226V15L225 16H223V17H226V18H223L224 20H223V22H224V26L225 27H222V28H224L225 29V31H232L233 33V35H231L230 33H227V32H224V31H222V30H224V29H222V30H219V31H222V32H224V34H226L227 33V36H225L223 39H225V42H226V44L227 45H225V46H223L222 47V49H223V51L222 52H220V53H215L214 52V48L215 47H213V45L211 44V43H209V39L207 38V36H205L204 35V33H202V31L200 30V28L198 27V25L193 21V19H192V17L190 16V15H187V14H184L183 12H182V10H184V9H176V6H178V5H176L175 7L174 6H172V4H174V3H172L173 1H170V2H168ZM193 1V0H192ZM203 0H201V2H202ZM215 1H218V0H215ZM224 1V0H223ZM246 1V0H245ZM258 1V0H257ZM4 2V1H3ZM2 2V3H3ZM7 2V1H6ZM28 2V1H27ZM35 2V1H34ZM105 2V1H104ZM139 2H141V1H139ZM151 2H152V0H151ZM151 2H150V4H151ZM200 2V3H201ZM203 2H205V1H203ZM212 2H214V0L212 1L211 0V6H213V3ZM221 2V1H220ZM219 2V3H220ZM226 3H227V1H225ZM224 2V3H225ZM229 2H231V1H229ZM5 3V2H4ZM22 3H25V2H22ZM36 3V2H35ZM99 3H101V2H99ZM107 3V2H106ZM199 3V4H200ZM206 3H210V1L209 2H207L206 1ZM205 3V4H206ZM216 3H218V2H216ZM216 3H214V4H216ZM232 4H234L233 2H231ZM14 4V3H13ZM93 4V3H92ZM103 4V3H102ZM128 4H129V2H128ZM130 4L131 5H133V3L132 2H130ZM129 4V5H130ZM145 4H147V3H145ZM145 4H144V6H145ZM204 4V3H203ZM223 4V3H222ZM231 4V5H232ZM236 5H237V3H235ZM234 4V5H235ZM238 4H239V2H238ZM245 4V3H244ZM264 4V3H263ZM0 5H1V3H0ZM7 5V3L5 4V7H7L6 6ZM25 5H27V3H25ZM25 5H23V6H25ZM31 5V4H30ZM29 5V6H30ZM33 5H34V3H33ZM67 5V4H66ZM72 5V4H71ZM70 5V6H71ZM175 5V4H174ZM193 6H194V4H192ZM200 5H202V3L200 4ZM209 5V4H208ZM217 5V4H216ZM215 5V6H216ZM226 5L227 4H225L224 5V7H226ZM234 5H232V6H234ZM255 5V4H254ZM4 6V5H3ZM2 6V7H3ZM37 7H38V5H36ZM64 5H61L60 7H62L63 9H64V7H63ZM69 6V5H68ZM68 6H65V7H67L68 8ZM99 6H100V4H99ZM156 7L155 5H152V7ZM182 6H183V4H182ZM189 4L186 6L187 8H189ZM192 6V7H193ZM214 6V7H215ZM218 7H219V5H217ZM221 6V5H220ZM244 6V5H243ZM246 6V5H245ZM248 6V5H247ZM10 7V6H9ZM14 7V6H13ZM34 7V6H33ZM37 7H35V8H37ZM134 7V6H133ZM139 7V6H138ZM141 7V6H140ZM145 7H147V6H145ZM147 7V8H148ZM153 7V8H154ZM222 7V6H221ZM227 7H228V5H227ZM4 8V7H3ZM11 8H12V5H11ZM15 8V7H14ZM13 8V9H14ZM26 9H27V7H25ZM66 8V9H67ZM87 8V7H86ZM89 8V7H88ZM87 8V9H88ZM128 8V7H127ZM130 8V7H129ZM135 8V7H134ZM203 8V7H202ZM202 8H200V9H202ZM234 8H236L237 9V7H235L234 6ZM24 9V8H23ZM25 9V10H26ZM30 9V8H29ZM39 9V8H38ZM55 9V8H54ZM56 9H57V7H56ZM65 9V10H66ZM71 9V8H70ZM69 9V10H70ZM85 9V8H84ZM86 9V10H87ZM89 9H91V8H89ZM146 9V8H145ZM176 9V10H175ZM206 9V8H205ZM208 9V8H207ZM206 9V10H207ZM211 9V8H210ZM209 9V10H210ZM217 9H219V8H217ZM238 9H241V7L240 8H238ZM10 10V9H9ZM9 10H7V8H6V10H4V9H2V8H0V29L2 30H4V32H9V31H7V29L9 30V28L8 27H14V28H12L13 30L15 29H17V27H19V31L17 30V32H14V34L16 33V35H13V36H10L11 37V40H13V42H14V46H15V43L17 44V45H19L18 47H22L23 48V50H21V52L23 51V53L25 52V54L26 55H24L23 54V56L25 57H23L21 54V58H24V61H26L28 64H30L31 66L33 65L34 66V64H32V61H31V58L32 57H34L33 55L31 56V54H36L37 53V55H38V53L40 54V53H44L45 51H49V48H53L52 46H54L53 44L54 43H56L57 41H56V39L55 38H53V37H51L52 35V33L51 32H55L56 33V31L53 29V30H48V31H46V29H48L49 27H46V24H44L43 23V20H44V18L42 19V22H40V20H41V18H40V20L38 19L39 17H36L34 20H36V22L34 21H32V19H30V17H28L27 15H30V13H31V11H30V13L28 14V12H27V14H25L26 13V11H28V10H26V11H24V10H22V11H19L18 12V10L16 11V12H14L13 11V13H11V12H9ZM16 10V9H15ZM20 10V9H19ZM40 10V9H39ZM38 10V11H39ZM133 10V9H132ZM140 10H142V7H141V9ZM187 10H189V9H187ZM214 10V8L211 10V11H213ZM242 10V9H241ZM25 13H24V12ZM72 11V10H71ZM73 11H74V8H73ZM72 11V12H73ZM84 11V10H83ZM218 11V10H217ZM221 12L223 11V10H220ZM37 12V11H36ZM61 12H64L63 10L61 11ZM75 12V11H74ZM73 12V13H74ZM134 12V11H133ZM143 12V11H142ZM147 12V9H146V11H144V13L143 14H146L147 16H143L144 17V19L145 18H149V15L146 13ZM188 12V11H187ZM215 12H216V10H215ZM224 12V11H223ZM246 12V11H245ZM39 13V12H38ZM37 13V14H38ZM50 13V12H49ZM52 13V12H51ZM51 13H50V15H51ZM77 13V12H76ZM131 13H132V11H131ZM135 13V12H134ZM138 13V12H137ZM155 13V14H154ZM195 13H196V11H195ZM200 13V12H199ZM211 13V12H210ZM244 13V12H243ZM58 14H59V12H58ZM65 14H66V12H65ZM68 14H70L69 12H68ZM68 14H66V15H68ZM138 14H141L140 12L138 13ZM184 14V15H183ZM190 14V13H189ZM191 14H192V11H191ZM219 14V17H221L220 15H222V13L220 14V12L218 13ZM56 15V14H55ZM194 15V14H193ZM208 15V14H207ZM214 15V14H213ZM213 15H212V17H213ZM217 15V14H216ZM250 15V14H249ZM259 15H260V17L262 16L263 17V19H261V24L260 23H258V20H259V18L257 19V17H259ZM32 18H34V14L33 15H30ZM74 16V15H73ZM133 16V15H132ZM197 16V15H196ZM199 16H200V14H199ZM210 16V15H209ZM208 16V17H209ZM218 16V15H217ZM216 16V18H219V17H217ZM244 17L245 19H247V23L245 24V26H244V24H242V21H244V20H242V21H240L241 19V17ZM44 17H46V16H44ZM48 17V16H47ZM46 17V18H47ZM49 17H51V16H49ZM53 17H54V14H53ZM62 18L63 17H65V19L67 18L66 16H61ZM71 17V16H70ZM70 17L68 16V18L70 19ZM152 17V16H151ZM239 17V18H238ZM261 17V18H262ZM61 18V19H62ZM73 18V17H72ZM78 18V17H77ZM102 18V17H101ZM139 18V17H138ZM215 18V19H216ZM227 18H229V19H227ZM49 19V18H48ZM53 19H55V18H53ZM60 18H59V20H61ZM64 19V20H65ZM76 19V18H75ZM144 19H143V21L141 22V24L142 23H144L145 24V21H144ZM150 18H149V20H151ZM184 19V21L189 25V26H191V29H192V31H193V33H194V38L193 37H191V38H193V40L195 41V42H197L198 43V45L200 46V48H201V50L203 51V53H204V56L206 57V59H207V63H208V68H206V71L203 73V71L201 70L202 68H201V66H195V68L198 70L197 72H196V74L198 73V76L199 75H201V78H202V76H205V77H203V78H205V79H203L202 80V84H203V86H201L200 88L201 89H199V88H197L196 89V87L197 86H193V84H194V82L192 81L193 80V78H195V77H193V74H195V68H194V65H193V60H195V56H197V55H195L194 57L191 55L192 53H193V51L194 50H196V52L194 51V53L193 54H195V53H197L198 52V48H199V46H197L196 47V49L194 48V50H190L191 48H190V44H191V42L192 43H195V42H193V41H189V40H187V38L189 37V35H187V37H186V34H188V30H187V33L185 32L186 31V29L188 28H186V29H183V28H185V27H182V25H180V23H183L182 22V20ZM210 19H212L211 18V16H210ZM257 19V20H256ZM31 20V21H30ZM50 20V19H49ZM72 20V19H71ZM134 20V19H133ZM140 20V19H139ZM213 20V19H212ZM222 20V19H221ZM239 20V21H238ZM52 21V20H51ZM62 21V20H61ZM66 21V20H65ZM203 21V20H202ZM214 21V20H213ZM213 21L211 22V25L212 26H214V23H213ZM246 21V20H245ZM256 21V22H255ZM55 22V21H54ZM64 22V21H63ZM129 22H131L132 23V25L133 24H135V23H133L131 20H129ZM135 22V21H134ZM150 21H146V25H150V23H149ZM179 24H178V23ZM215 22V21H214ZM260 22V21H259ZM41 23V24H40ZM49 23V22H48ZM80 23V22H79ZM104 23H106V22H104ZM138 23H140V22H138ZM216 23V22H215ZM11 26H10V25ZM42 24H44V25H42ZM59 24H62V23H59ZM67 24H69V23H67ZM66 23L64 24V25H67ZM176 24V25H175ZM204 24V23H203ZM207 24V23H206ZM257 24H259V25H257ZM49 25V24H48ZM47 25V26H48ZM63 25V24H62ZM62 25H61V27H62ZM82 25V24H81ZM130 25V24H129ZM139 25V24H138ZM137 25V26H138ZM179 25V26H178ZM217 25V24H216ZM219 25H221V24H219ZM244 26V28H242L243 26ZM45 26V27H44ZM69 26V25H68ZM67 26V27H68ZM79 26V25H78ZM134 26H136V25H134ZM142 26V25H141ZM143 26H145V25H143ZM181 26V27H180ZM206 26V25H205ZM59 27H60V25H59ZM70 27V26H69ZM75 27V26H74ZM150 26H147V28H149ZM76 28V27H75ZM132 28H133V26H132ZM263 28V27H262ZM12 29H10V30H12ZM49 29H51V28H49ZM61 29V28H60ZM63 29V28H62ZM61 29V30H62ZM73 29V28H72ZM135 29V28H134ZM138 29V28H137ZM213 29H215V27L213 28ZM264 29V28H263ZM14 30V31H15ZM66 30H67V28H66ZM78 30V29H77ZM77 30H76V32H77ZM143 30V29H142ZM210 30V29H209ZM140 31V30H139ZM214 32L216 31V30H213ZM51 33L50 34V37L49 36H47V34L48 33ZM58 33H59V31H57ZM144 32H146L147 33V29H146V31L144 30ZM149 32V31H148ZM152 32V31H151ZM159 32H160V34H159ZM235 32V33H234ZM257 32V33H256ZM262 32H264V30L262 31ZM54 33V34H55ZM70 33V32H69ZM72 33V32H71ZM8 34V33H7ZM74 34V33H73ZM190 34V33H189ZM216 33H214V35H215ZM222 34V33H221ZM228 34H230V35H228ZM260 34V33H259ZM258 34V35H259ZM9 35V34H8ZM8 35H5V36H8ZM56 35V34H55ZM142 35V34H141ZM143 35L145 36L146 34L145 33H143ZM153 35V34H152ZM164 36V38L166 39V41H164L165 39H163V38H160L161 36ZM217 35V34H216ZM261 35H263V33H261ZM56 36H58V35H56ZM61 36V35H60ZM63 36V35H62ZM148 36V35H147ZM149 36H151V35H149ZM154 36V35H153ZM193 36V35H192ZM213 36V35H212ZM218 36V35H217ZM9 37V36H8ZM7 37V38H8ZM68 37H69V35H68ZM186 37V38H185ZM216 37V36H215ZM218 37H220V35L218 36ZM221 37H223V36H221ZM263 37H264V35H263ZM3 38H5V37H3ZM2 38V39H3ZM7 38H5L6 39V44H7V46H9V45H11L12 44V42H11V40H10V42H9V40H7ZM51 38V39H50ZM64 38V37H63ZM67 38V37H66ZM191 38H188V39H190V40H192ZM262 38V37H261ZM10 39V38H9ZM58 39V38H57ZM61 39V38H60ZM69 39V38H68ZM79 39V38H78ZM162 39H163V41H164V43H161L162 42ZM214 39V38H213ZM217 39V38H216ZM222 39V40H223ZM65 40H67V39H65ZM64 40V41H65ZM71 40V39H70ZM146 40V41H147ZM185 40H187V42H185ZM217 40H219V39H217ZM252 40V39H251ZM258 40V39H257ZM3 41H5V40H3ZM58 41H60L59 39H58ZM142 41H143V39H142ZM67 42V41H66ZM137 42H138V40H137ZM141 42V41H140ZM139 42V43H140ZM143 42H145V41H143ZM142 42V43H143ZM190 42V43H189ZM217 42V41H216ZM215 42V43H216ZM248 42H249V40H248ZM262 42V41H261ZM65 43V42H64ZM160 43V45L162 44L163 45V47H160V45H158ZM214 43V44H215ZM251 43V42H250ZM253 43H255L254 41H253ZM260 43V42H259ZM2 44H4L3 42H2ZM62 44V43H61ZM66 44V43H65ZM147 44V45H146ZM150 44H152V42L150 43ZM189 44V45H188ZM218 44H219V42H218ZM221 44V43H220ZM244 45L245 44H247L248 45V43H243ZM252 44V43H251ZM64 45V44H63ZM139 45V44H138ZM161 45V46H162ZM191 45H193V44H191ZM195 45V44H194ZM193 45V47H195ZM217 45V44H216ZM222 45H223V43H222ZM264 45V44H263ZM5 46V45H4ZM221 46V45H220ZM260 46V45H259ZM55 47V46H54ZM59 47H62V46H59ZM192 47V46H191ZM244 47V46H243ZM250 47H253V46H251L250 45ZM110 48V47H109ZM217 48H219V47H217ZM216 48V50H218ZM245 48H246V46H245ZM249 48V47H248ZM248 48H246V49H248ZM259 48V47H258ZM264 48V47H263ZM18 49V48H17ZM16 49V50H17ZM120 49H122V47L120 48ZM137 49V48H136ZM193 49V48H192ZM16 50H15V52H16ZM25 50V51H24ZM53 50V49H52ZM132 50V49H131ZM138 50H139V48H138ZM221 50V49H220ZM260 50H261V48H260ZM14 51V50H13ZM145 51H147V52H145ZM192 51V52H191ZM250 51H251V48H250ZM51 51H49L48 53H50ZM56 52V51H55ZM62 52V51H61ZM138 52V51H137ZM2 53V52H1ZM5 53V52H4ZM19 53H20V51H19ZM47 53V52H46ZM65 53H69V52H65ZM73 53V52H72ZM72 53H71V55H72ZM200 53V52H199ZM253 53V52H252ZM251 53V54H252ZM15 54V53H14ZM16 54H17V52H16ZM51 54H52V52H51ZM56 54H58V53H56ZM64 54V53H63ZM62 54V55H63ZM113 54V52L111 53V55ZM123 54V53H122ZM127 54V53H126ZM198 54V53H197ZM247 54V53H246ZM262 54H263V52H262ZM4 55V54H3ZM19 55V54H18ZM43 55V54H42ZM69 55V54H68ZM125 55V54H124ZM44 56V55H43ZM45 56H47V55H45ZM52 56L54 57V54H52ZM51 56V57H52ZM74 56V55H73ZM114 56H116V54H114ZM218 56H220L221 58H223V61H225L224 63H223V61L222 60H220L219 59V57ZM262 55L260 54V57H261ZM16 57V56H15ZM36 57V56H35ZM41 57V56H40ZM50 57V56H49ZM50 57V58H51ZM64 57H65V55H64ZM67 57V56H66ZM65 57V58H66ZM112 57V56H111ZM147 57V58H148ZM250 57H251V55H250ZM47 58V57H46ZM45 58V59H46ZM57 58H59V57H57ZM63 58V57H62ZM70 58V57H69ZM75 58V57H74ZM73 58V60H75ZM114 58V57H113ZM144 58V57H143ZM249 58V57H248ZM252 58V57H251ZM253 58H254V56H253ZM255 58H257V57H255ZM254 58V59H255ZM7 59L8 58H6V59H4V58H2V56L0 55V84L2 83L3 85H4V82H6L5 84L7 85V82L9 83H12L14 80H16L17 79V77L16 76H9V78L7 77V74H6V72H7V70L9 69L10 71H11V69H13L14 71L16 70L17 71V73H18V71L19 72H21L22 74L21 75H25V74H27L28 75V73H29V68H30V66L28 65V64H23V63H21V65L22 66H18V65H16L17 67H15V65L14 64H8V62H7ZM13 59V58H12ZM71 59V58H70ZM107 59H110V57H108ZM141 59V58H140ZM206 59H205V61H203V62H206ZM53 60V59H52ZM51 59H50V61H52ZM56 60V59H55ZM64 60V59H63ZM69 60V59H68ZM79 60V59H78ZM112 59H110V61H111ZM192 60V61H191ZM200 60V59H199ZM248 60H250V59H248ZM252 60V59H251ZM257 60H259L260 62H261V59L260 58H258ZM257 60H255V61H257ZM263 60V59H262ZM47 61H49V60H47ZM50 61L48 62L49 64H50ZM76 61V60H75ZM109 61V62H110ZM113 61V60H112ZM111 61V62H112ZM141 61V60H140ZM241 62H245L244 60H240ZM254 61V60H253ZM258 61V62H259ZM42 62H43V60H42ZM53 62L55 63V61H52L51 63H52V65L53 66H55L54 64H53ZM60 62V61H59ZM62 62V61H61ZM69 62V61H68ZM68 62H66L67 64H68ZM143 62V61H142ZM199 62H201V61H199ZM202 62V63H203ZM247 62H250V61H247ZM264 62V61H263ZM41 63V62H40ZM74 63V62H73ZM196 63V62H195ZM15 64H16V62H15ZM18 64V63H17ZM48 64V65H49ZM56 64H57V62H56ZM60 64V63H59ZM58 64V65H59ZM63 64H64V62H63ZM144 64H146V63H144ZM147 64H148V62H147ZM238 65L240 64V63H237ZM246 64V63H245ZM250 64H251V62H250ZM249 64V65H250ZM28 65V66H27ZM43 65V64H42ZM41 65V66H42ZM45 65V64H44ZM57 65V66H58ZM197 65V64H196ZM238 65H237V67H238ZM241 65H242V63H241ZM253 65H254V63H253ZM33 66L31 67V68H33ZM39 66H40V64H39ZM57 66H56V68H57ZM61 66H63V65H61ZM245 66V65H244ZM258 66V65H257ZM263 66V65H262ZM261 66V67H262ZM15 67V68H14ZM44 67V66H43ZM59 67V66H58ZM64 68H66L65 67V65L63 66ZM71 67V66H70ZM76 67V66H75ZM149 66H147V68H148ZM200 67V68H199ZM250 67H251V65H250ZM54 68V67H53ZM56 68H54L55 70H54V72L56 71ZM153 68V67H152ZM241 68V66H239L238 67V69H240ZM248 68H249V66H248ZM248 68H246V69H248ZM254 68V67H253ZM33 69H35V67L33 68ZM38 69V68H37ZM61 69H62V67H61ZM71 69V68H70ZM151 68H149V70H150ZM154 68H153V70H155ZM255 69V68H254ZM257 69V68H256ZM260 68H258V70H259ZM8 70V71H9ZM12 70V71H13ZM32 70V69H31ZM30 70V71H31ZM57 70H59V69H57ZM64 70H68L67 68L66 69H64ZM146 70V69H145ZM148 70V71H149ZM199 70H200V72H199ZM15 71V72H16ZM45 71V70H44ZM148 71H147V76L149 77V75H148ZM237 71H239V70H237ZM249 70H247L246 72H248ZM254 70L252 69V72H253ZM260 71V70H259ZM35 72V71H34ZM48 72V71H47ZM62 72H63V70H62ZM244 72V71H243ZM251 72V71H250ZM255 72H256V70H255ZM262 72V71H261ZM264 72V71H263ZM14 73V72H13ZM36 73V72H35ZM35 73H34V75H35ZM56 73L57 72H55V75H56ZM63 73H65V72H63ZM144 73V72H143ZM157 73H159V74H157ZM204 75H203V74ZM249 73V72H248ZM31 74H33V72L31 73ZM150 74V73H149ZM241 74V73H240ZM258 74H261L260 72L258 73ZM17 75H20V74H17ZM33 75V76H34ZM55 75L53 76V77H55ZM58 75V74H57ZM66 75H67V72H66ZM144 75V74H143ZM158 75V76H157ZM245 75H246V73H245ZM248 75V74H247ZM249 75H251V73L249 74ZM248 75V76H249ZM262 75H264V74H262ZM26 76V75H25ZM59 76V75H58ZM61 76V75H60ZM62 76H65V74H62ZM68 76H70V75H68ZM151 76H152V74H151ZM254 76H256V74L254 75ZM259 76V75H258ZM257 76V77H258ZM22 77V76H21ZM21 77H19L18 76V78H19V80H20V78ZM140 77V76H139ZM138 77V78H139ZM256 77V78H257ZM28 78H29V75H28ZM63 78V77H62ZM68 78V77H67ZM146 78V77H145ZM144 78V79H145ZM151 78V77H150ZM153 78V77H152ZM197 78V77H196ZM200 76H199V81H200ZM236 78L238 79H241V78H245V77H237L236 76ZM251 78V77H250ZM254 79H255V77H253ZM261 79H264V78H262V77H260ZM52 79H54V78H52ZM59 79H60V77H59ZM69 79V78H68ZM142 79V78H141ZM153 79V80H154ZM189 81H188V80ZM237 79H235V81L237 80ZM248 79V78H247ZM261 79H260V81H261ZM27 80V79H26ZM25 80V81H26ZM54 80H56V79H54ZM58 80V79H57ZM61 80V79H60ZM79 80V79H78ZM139 80V79H138ZM148 80V79H147ZM197 81H198V78L196 79ZM206 80V81H205ZM242 80V79H241ZM256 80V79H255ZM257 80H258V78H257ZM31 81V80H30ZM53 81V80H52ZM62 81V80H61ZM63 81H65L64 79H63ZM67 81V80H66ZM140 81V80H139ZM151 81V82H150ZM149 82L150 83H153V81L152 80H150ZM160 81V80H159ZM161 81H162V79H161ZM164 81V80H163ZM188 81V82H187ZM197 81H195V83L197 82ZM206 83H208L210 86H211V89H212V92H210V93H208L207 94V92L205 93L204 91H206L207 89H208V87L205 85L204 86V84H205V82ZM238 82H239V80H237ZM236 81V82H237ZM263 81V80H262ZM27 82V81H26ZM25 82V83H26ZM54 82V84L55 83H57V82H55V81H53ZM68 82V81H67ZM136 82H138V81H136ZM145 82V81H144ZM144 82H141V83H144ZM148 82V81H147ZM154 82H156V81H154ZM233 82V81H232ZM243 82V81H242ZM250 82V81H249ZM257 82H259V80L258 81H256V83ZM64 83V82H63ZM74 83V82H73ZM76 83H77V81H76ZM160 83V82H159ZM182 83V82H181ZM198 83V82H197ZM201 83V82H200ZM253 83H254V81H253ZM260 83V82H259ZM13 84H16V83H14L13 82ZM28 84V83H27ZM59 84V83H58ZM79 84V83H78ZM207 84V85H208ZM28 85H30V84H28ZM57 85V84H56ZM61 85V84H60ZM72 85V84H71ZM144 85V84H143ZM148 85V84H147ZM183 85V84H182ZM181 85V87H183ZM11 86H13V85H10V87ZM25 86H27V85H25ZM152 86V85H151ZM187 86V85H186ZM194 88H193V87ZM253 86H254V84H253ZM257 86H258V84H257ZM261 86V85H260ZM260 86H259V88H260ZM263 87H264V85H262ZM261 86V87H262ZM9 87V88H10ZM15 87H16V85H15ZM18 87H21V86H18ZM28 87V86H27ZM26 87V88H27ZM64 87V86H63ZM62 87V88H63ZM68 87H69V89H70V86L68 85ZM207 87V89L205 90V88ZM74 89H78V88H75V87H73ZM122 88V87H121ZM253 88H255V87H253ZM7 89V88H6ZM25 88H23V90H24ZM28 89V88H27ZM56 89V88H55ZM63 89H66V87L65 88H63ZM68 89V88H67ZM162 89V88H161ZM256 89H258V88H256ZM9 90H11V89H9ZM51 90V89H50ZM62 90V89H61ZM162 90V91H163ZM184 92L186 93V88H184ZM190 90V91H189ZM261 90H262V88H261ZM58 91H59V89H58ZM137 91V90H136ZM151 91V90H150ZM154 91H157L156 89L154 90ZM162 91H160V92H162ZM209 91V90H208ZM237 91V90H236ZM54 92V91H53ZM178 92H180V93H178ZM242 92V94L243 93H245L244 91H241ZM254 92H256V94H257V90L255 91L254 90ZM59 93V92H58ZM134 93V92H133ZM167 93V92H166ZM252 93V92H251ZM258 93H264V91L263 92H260V90H259V92ZM54 94H55V92H54ZM71 94V93H70ZM69 94V95H70ZM123 94V93H122ZM135 94V93H134ZM152 95L153 94H155V93H151ZM159 93H157V95H158ZM187 94V93H186ZM185 94V95H186ZM187 94V95H188ZM241 94V95H242ZM61 96H62V94H60ZM142 95V94H141ZM149 95V94H148ZM163 95H164V93H163ZM183 95V94H182ZM191 95H189V97L191 96ZM211 95V94H210ZM244 95V94H243ZM258 96L260 95V94H257ZM64 96V95H63ZM129 96V95H128ZM162 96V95H161ZM191 96V97H192ZM247 96H249L248 94L246 95V97L245 98H247ZM252 96V95H251ZM261 97H262V95H260ZM54 97V96H53ZM57 96H55V98H56ZM126 97V96H125ZM134 97V96H133ZM150 97V96H149ZM157 97V96H156ZM156 97H153V99H151V103H153L152 105L150 104V105H146L145 104V106H143L142 105V103L140 102H138V100H136V101H132V99H130V101L132 102V103H130V105L128 106V103L130 102H128L127 104H125V107H126V105L128 106V107H126V108H129L130 107V109L132 108L133 110H135V111H138L139 112V110L140 109H144L145 111H146V109H148L149 111L151 110V112H152V110H154V108H156V104H158L157 103V99H158V97H157V99H156ZM160 97V96H159ZM165 97V96H164ZM167 97V96H166ZM180 97V96H179ZM250 97V96H249ZM249 97H248V99H249ZM254 97V96H253ZM64 98L66 99V97H63V100H64ZM132 98V97H131ZM151 98H152V96H151ZM162 98H163V96H162ZM184 98V97H183ZM206 98H208V99H206ZM210 98V99H209ZM244 98V99H245ZM260 98V97H259ZM263 98V97H262ZM62 99V98H61ZM125 99H127V98H125ZM134 99V98H133ZM147 99V98H146ZM167 99H168V97H167ZM187 99V98H186ZM248 99H247V101H248ZM254 99V98H253ZM253 99H251V102L253 101ZM54 100V99H53ZM67 100H68V97H67ZM162 100H164V99H162ZM183 100V99H182ZM191 100V99H190ZM194 100V101H195ZM255 100H257V97L255 96V99H254V101ZM56 101V100H55ZM54 101V102H55ZM65 101V100H64ZM128 101V100H127ZM159 101H161V99L159 100ZM168 101H170V100H168ZM167 100H166V102H168ZM189 101V100H188ZM246 101V100H245ZM244 101V102H245ZM246 101V102H247ZM261 101V104H262V106H263V100L261 99L260 100ZM53 102V101H52ZM52 102H50V103H52ZM56 102H58V100L56 101ZM122 102V101H121ZM126 102V101H125ZM163 102H165V101H163ZM165 102V103H166ZM244 102H243V104H244ZM250 102V103H251ZM257 102H259V99L257 100ZM66 103V102H65ZM123 103V102H122ZM162 103V102H161ZM168 103H170V102H168ZM194 103V102H193ZM214 103V102H213ZM148 104V103H147ZM197 104V103H196ZM260 104V102L258 103V105ZM118 105V104H117ZM122 105V104H121ZM124 105V104H123ZM132 105V106H131ZM161 105V104H160ZM182 105H184V104H182ZM57 106H60L59 104L57 105ZM164 106V105H163ZM185 106V105H184ZM195 106V105H194ZM193 106V107H194ZM255 106V105H254ZM121 107V106H120ZM122 107H124V106H122ZM183 107V106H182ZM57 108V107H56ZM114 108V107H113ZM117 108H119V107H117ZM126 108L124 109V110H126ZM160 108V107H159ZM184 108V107H183ZM191 108V107H190ZM247 109L249 108V107H246ZM62 109V108H61ZM115 109V108H114ZM130 109H128V110H130ZM132 109H131V111H132ZM138 109V110H137ZM189 109V108H188ZM198 109V108H197ZM263 109V108H262ZM261 109V111H264V110H262ZM63 110V109H62ZM109 110V109H108ZM122 111H124L123 109H121ZM120 110V111H121ZM128 110H126V112H124V114H122V115H126V117L127 118H125V117H123L124 119H122L121 120V122H119L120 124L122 123V121L123 120H126L125 122H123V123H127V121L129 122V123H132L135 119L137 120L138 118H135L136 116V112H134L135 113V115L133 114V112H132V115L130 116V118H129V112H127ZM159 110V109H158ZM193 110V109H192ZM249 110H252L251 111V114L249 113L248 115H249V119L248 120H250V118L252 117V113L255 111V110H253V109H249ZM55 111V110H54ZM58 111V110H57ZM64 111V110H63ZM149 111H147V113L149 112ZM156 111H157V108H156ZM161 111H162V109H161ZM163 111H166V110H163ZM188 111V110H187ZM186 111V112H187ZM56 112V111H55ZM103 113L102 111H99V113ZM106 112H108V114L110 113V110L109 111H106ZM112 112V111H111ZM184 112V111H183ZM197 112V111H196ZM200 112V111H199ZM250 112V111H249ZM257 112V111H256ZM120 113H122V112H120ZM126 113V114H125ZM131 113V112H130ZM147 113H145V115L147 114ZM150 113V112H149ZM156 113V112H155ZM246 113V112H245ZM247 113H248V111H247ZM246 113V114H247ZM117 114H119L118 113V111L116 112V114H115V112H114V115H117ZM140 114V113H139ZM152 114V113H151ZM185 114V113H184ZM194 114V113H193ZM198 114V113H197ZM259 114V113H258ZM261 114V113H260ZM58 115V114H57ZM100 115V114H99ZM110 115V114H109ZM120 116H122L121 114H119ZM254 115V114H253ZM142 116H143V113H142ZM203 116V115H202ZM251 116V117H250ZM119 117V116H118ZM117 117V118H118ZM147 117H148V115H147ZM100 118V117H99ZM103 118H104V116H103ZM103 118H101V119H103ZM115 118H116V116H115ZM115 118H113L112 117V119H115ZM121 118V117H120ZM142 118H144V117H142ZM151 118V117H150ZM154 118V117H153ZM156 119V118H155ZM186 119V118H185ZM260 119L262 120V118L260 117ZM145 120V119H144ZM143 120V121H144ZM150 120V119H149ZM148 120V121H149ZM197 120V119H196ZM147 121V120H146ZM145 121V124H144V122H143V125H146V122ZM152 121V120H151ZM204 121V120H203ZM247 121V120H246ZM175 122V121H174ZM181 122V121H180ZM249 124H250V122L249 121H247ZM134 123V122H133ZM133 123L132 124H129V126H127L128 125V123L127 124H123L125 127L124 128H121V130L119 131V132H117L116 134L117 135H119V133L121 132L124 136L123 137H119V136H114L115 135V133H114V135L113 134H111V135H113V137H111L110 136V138L112 139V142L111 143H109V144H107V145H105L103 142H99V140L98 141H96V138H95V141H93L92 140V142H91V144L90 145H93V146H97L96 148L94 147H89L92 151H90V149L89 150H86L87 149V147H86V149L84 148H80V147H78V148H80L81 149V152H83L84 150L86 151H84L85 153H86V155H85V153H82V154H84L85 156H83V158L85 157L86 158V156H88L87 154L89 153V152H92V153H94V154H98V153H101V152H105L104 154V156H107L106 155V153L108 152L109 154L110 153H112L113 155L115 154V152H116V150L118 149H121V151H122V153H120L119 154V151L117 152V155H119V156H121V157H123L124 159H123V162H124V164H121L122 162H119V164L117 163V164H114V166L112 167V163H101V164H99L101 167H99V166H94V168H98V169H100V171L101 172H104L105 173V171H108V170H110V169H115L116 171H114L115 173V177L116 178H118L116 175L117 174H119L120 173V175L121 176H123V178H125V179H123V178H120V179H123V180H126L127 182V185H129V184H132L131 185V187L130 188H132V186L134 187V182H136L135 180H136V177H138V173H137V171H135L136 169L134 168L135 166H134V164L133 163H131V160L130 159H133L134 157H135V155H134V153L133 152H131V151H133V150H135V148L137 147V148H143L144 150L146 149V150H148L149 151V153H148V155H146V158H145V160H144V163H143V165H142V169H143V171L144 172H147V168H146V166H149V168L151 169V170H153L152 172L154 173V175H155V169H154V163H153V161H152V156L154 155V152L156 151V148L157 147H160L161 145V143H158V145H156V141L153 139L152 140V138L151 139H148V137H146V138H142V139H140L141 141H138V142H140V144L139 145H137L138 144V142H136L137 141V139H139L138 138V134H136L135 132V130L133 129V127H131V126H133ZM150 123V122H149ZM182 123V122H181ZM206 123V122H205ZM135 124V123H134ZM174 124V123H173ZM209 124H211V123H209ZM259 124V123H258ZM115 125V124H114ZM156 125V124H155ZM177 125H179V124H177ZM212 125H214V123H212ZM211 125V126H212ZM225 125V124H224ZM122 126V125H121ZM205 126H207V125H205ZM210 126V127H211ZM223 126V127H222ZM259 126V125H258ZM262 126V125H261ZM182 127V126H181ZM264 127V126H263ZM116 128V127H115ZM193 128V127H192ZM201 128V127H200ZM199 128V129H200ZM189 129H191V128H189ZM203 129H204V127H203ZM206 129V128H205ZM204 129V130H205ZM210 129V128H209ZM208 129V130H209ZM225 129V128H224ZM255 129V128H254ZM253 129V130H254ZM143 130V129H142ZM155 130V129H154ZM177 130V129H176ZM181 130H182V128H181ZM195 130V129H194ZM200 130H202V128L200 129ZM204 130H202V131H204ZM207 130V129H206ZM211 130V129H210ZM252 130V129H251ZM263 130V129H262ZM100 131V130H99ZM187 131V130H186ZM192 131V130H191ZM201 131V132H202ZM260 131V130H259ZM258 131V132H259ZM115 132H116V130H115ZM142 132V131H141ZM156 132V131H155ZM190 132V131H189ZM201 132L199 133V136H201L200 137V139L202 138V136L205 134V133H208V132H202L203 134H201ZM210 132V131H209ZM255 132V131H254ZM253 132V133H254ZM111 133V132H110ZM157 133V132H156ZM177 133V132H176ZM191 133V132H190ZM250 133V132H249ZM96 134V133H95ZM142 134H144V133H142ZM147 134V133H146ZM175 134V133H174ZM179 134V137L181 138V137H183L182 135V131H181V133H178ZM192 134V133H191ZM197 134V133H196ZM201 134V135H200ZM211 134V133H210ZM258 134V133H257ZM138 135V136H137ZM150 135V134H149ZM149 135H147V136H149ZM246 135V134H245ZM244 135V136H245ZM259 135V134H258ZM264 135V134H263ZM151 136V135H150ZM154 136V135H153ZM177 136V135H176ZM185 136V135H184ZM227 136V135H226ZM249 136V135H248ZM247 136V137H248ZM255 136V135H254ZM99 137H103V136H99ZM143 137V136H142ZM187 137V136H186ZM185 137V138H186ZM190 137V136H189ZM191 137H196L195 136V134L194 135H192ZM207 137V136H206ZM206 137H205V140H206ZM141 138V137H140ZM154 138V137H153ZM252 138V137H251ZM250 137H249V139H251ZM259 138H261V137H259ZM259 138H257V139H259ZM263 138V137H262ZM93 139H94V137H93ZM98 139H102V138H98ZM104 139V138H103ZM177 139V138H176ZM183 139V138H182ZM197 139V138H196ZM208 139H209V137H208ZM207 139V140H208ZM247 139L248 138H246V141H247ZM248 139V140H249ZM254 139V138H253ZM179 141H181L180 139H178ZM177 140V144H178V141ZM187 142L189 141V140H192V139H185ZM195 140V139H194ZM104 141V140H103ZM203 141V140H202ZM211 141V142H212ZM259 141V140H258ZM72 142V141H71ZM89 142V141H88ZM204 142H206V141H204ZM244 142V141H243ZM252 142V141H251ZM264 142V141H263ZM73 143H74V141H73ZM190 143H192V142H190ZM189 143V144H190ZM195 144H196V142H194ZM197 143H199V142H197ZM236 143H237V145H236ZM72 144V143H71ZM88 144V145H89ZM179 144H180V142H179ZM182 144H183V140H182ZM195 144H193V145H195ZM201 144V143H200ZM206 144H208V143H206ZM205 144V145H206ZM219 144V143H218ZM217 144V145H218ZM221 144V143H220ZM225 144V143H224ZM246 144V143H245ZM247 144H248V146H249V143L247 142ZM252 144H253V142H252ZM252 144H250V146H252ZM259 145H262V144H260V143H258ZM73 145V144H72ZM74 145H75V143H74ZM78 145V144H77ZM80 145V144H79ZM87 145V144H86ZM87 145V146H88ZM101 145H104V146H101ZM181 145V144H180ZM180 145H177V146H179L180 148H182V146H180ZM186 145V144H185ZM191 145V144H190ZM204 145V146H205ZM217 145H216V147H217ZM222 145V144H221ZM226 145V144H225ZM255 145V144H254ZM76 146V145H75ZM74 146V147H75ZM188 146V145H187ZM187 146H183V147H186V151H187V148L189 147H187ZM215 146V145H214ZM256 146V145H255ZM85 147V146H84ZM145 147V148H144ZM194 147V146H193ZM219 147H220V149H221V146L219 145ZM245 147H247L246 145H245ZM136 148V149H137ZM139 148V149H140ZM215 148V147H214ZM223 148H225V147H223ZM254 148V147H253ZM264 148V147H263ZM69 149H71V148H69ZM73 149H76V148H73ZM177 149H178V147H177ZM205 149H207L206 147H205ZM204 149V150H205ZM220 149H218V151H217V149H215L217 152H219V150ZM255 149V148H254ZM183 150V149H182ZM185 150V149H184ZM195 150V149H194ZM211 150H213V148L212 149H210L209 151H211ZM223 150V149H222ZM250 150H251V148H250ZM262 150H264V149H262ZM72 151V150H71ZM76 151V150H75ZM88 151V152H87ZM147 151V152H148ZM181 151V150H180ZM208 151V152H209ZM247 151H248V149H247ZM78 152V151H77ZM184 152V151H183ZM196 153H197V148H196V151H195ZM195 152H193V154L195 153ZM207 152V153H208ZM226 152V151H225ZM255 152V150H253V154H255L254 153ZM257 152H259V151H257ZM256 152V153H257ZM261 152V151H260ZM259 152V153H260ZM76 153V152H75ZM78 153H80V151L78 152ZM140 153H143V152H140ZM177 153H178V151H177ZM185 153V152H184ZM187 153V152H186ZM195 153V154H196ZM199 153H200V151H199ZM203 153V152H202ZM205 153V152H204ZM219 153H221V151L219 152ZM262 153V152H261ZM77 154V153H76ZM180 154H182V153H180ZM180 154H177V156L178 155H180ZM222 154V153H221ZM221 154H220V156H221ZM226 154V153H225ZM80 155V154H79ZM90 155H93V154H91V153H89V158H91L92 156H90ZM111 155V154H110ZM184 155H186V154H184ZM202 155V154H201ZM207 155H209V154H207ZM207 155H206V157H207ZM217 155V154H216ZM215 155V156H216ZM223 155V154H222ZM257 155V154H256ZM77 156V155H76ZM81 157H82V155H80ZM99 156V155H98ZM109 156V155H108ZM112 156V155H111ZM110 156V157H111ZM181 156V155H180ZM180 156H178V157H180ZM225 156V155H224ZM248 156V153L246 154V157ZM250 156H252V155H250ZM263 156V155H262ZM261 156V157H262ZM97 157V156H96ZM95 157V158H96ZM184 157V156H183ZM198 157V156H197ZM202 157V159H200ZM199 159L200 160H202L203 161V156H201ZM205 157V158H206ZM210 157V156H209ZM211 157H213V156H211ZM217 157V156H216ZM253 157L255 158V155H253ZM253 157H252V162H253ZM80 158V157H79ZM181 158V157H180ZM220 158V157H219ZM247 158H249V157H247ZM246 158V159H247ZM251 158V157H250ZM94 159V158H93ZM197 159V158H196ZM225 159V158H224ZM256 159H257V157H256ZM90 160V159H89ZM191 159H188L187 160V162H186V164H187V166H190V164H191V161H190ZM205 160V159H204ZM208 160V159H207ZM206 160V161H207ZM210 160H213V158L212 159H210ZM258 161H259V163L262 161H260V159H257ZM256 160V161H257ZM181 161H183V160H181ZM197 161H198V159H197ZM205 161V162H206ZM213 161H217V160H213ZM226 161V160H225ZM249 161V160H248ZM200 162V161H199ZM204 162V161H203ZM211 162V161H210ZM246 162H247V160H246ZM251 162V161H250ZM263 162V161H262ZM138 163H140V162H138ZM208 163V162H207ZM213 163H215V162H213ZM213 163H211L210 165H213ZM218 163H220L219 161H218ZM248 163V162H247ZM254 164L256 163V162H253ZM141 164V163H140ZM195 164V163H194ZM203 164H205V163H203ZM222 164V163H221ZM251 164V163H250ZM136 165V164H135ZM209 165V166H210ZM226 165V164H225ZM249 165V164H248ZM263 165V164H262ZM261 165V166H262ZM203 166V165H202ZM208 166V165H207ZM224 166V163H223V165L221 166V167H223ZM211 167V166H210ZM209 167V168H210ZM212 167H215V166H212ZM212 167H211V170H212ZM216 167H217V164H216ZM218 168V167H217ZM135 169V170H134ZM138 169V168H137ZM141 169V168H140ZM149 169V170H150ZM206 170H207V167L205 168ZM220 169V168H219ZM222 169V168H221ZM225 169V168H224ZM149 170H148V172H149ZM150 170V171H151ZM201 171H202V169H200ZM244 170V169H243ZM120 171V172H119ZM142 171V170H141ZM176 171V170H175ZM225 171V170H224ZM247 171V170H246ZM246 171L244 172L245 174H246V177H248V175H247V173H246ZM250 171V170H249ZM147 172V173H148ZM251 172V171H250ZM91 173V172H90ZM94 173H97V172H92V174H94ZM113 173V172H112ZM123 175H122V174ZM207 173V172H206ZM219 173H220V171H215V175H213L214 174V171H213V173H212V175H210V177L209 176H207V178L209 179H211V177L213 178L212 180L214 181L215 179H217L218 178V176H219ZM98 174H100V172L99 173H97V175ZM144 174V173H143ZM143 174H139V176L140 175H142L143 176ZM210 174V173H209ZM257 174V173H256ZM259 174V173H258ZM95 175V174H94ZM93 175V176H94ZM104 175V174H103ZM120 175H118V176H120ZM145 176H146V174H144ZM202 175V174H201ZM255 175V174H254ZM260 175H261V181H264V180H262V173L260 172ZM99 176V175H98ZM108 176V175H107ZM111 176V175H110ZM156 176V175H155ZM214 176V177H213ZM221 176V178H222V175H220ZM250 176H251V174H250ZM51 177V176H50ZM79 177H81V176H79ZM82 179L80 178V180H79V182L81 181V182H83L84 180L83 179H85V176L82 174ZM87 177V176H86ZM89 177V176H88ZM161 177V176H160ZM201 177V176H200ZM202 177H203V175H202ZM206 177V176H205ZM245 177V176H244ZM245 177V178H246ZM53 178V177H52ZM99 178H101L102 179V177H99ZM110 178V177H109ZM140 178V177H139ZM150 178V177H149ZM148 178V180L150 181V179ZM156 178V177H155ZM159 178V177H158ZM157 178V179H158ZM207 178H206V180H207ZM249 178V177H248ZM248 178H246L247 180H249ZM91 179V178H90ZM119 179V180H120ZM145 179V178H144ZM153 179V178H152ZM209 179V183L211 182V180ZM224 179L225 178H223V181H224ZM244 179V178H243ZM250 179H251V177H250ZM256 180H257V177L255 178ZM259 179V178H258ZM78 180V179H77ZM91 180H93V177H92V179ZM95 180V179H94ZM129 180V181H128ZM201 180H202V178H201ZM200 180V181H201ZM51 181H52V179H51ZM89 181V180H88ZM116 181V180H115ZM115 181H113L114 183H115ZM121 181V180H120ZM152 181V180H151ZM150 181V182H151ZM212 181V182H213ZM215 181H218V180H215ZM214 181V183H216ZM221 181V180H220ZM220 181H218V183H220ZM222 181V182H223ZM244 181L246 182V180H243V183H244ZM251 180H249V182H250ZM253 181H255V180H253ZM258 181V180H257ZM50 182V181H49ZM92 183H93V181H91ZM97 182V181H96ZM125 182V181H124ZM123 182V183H124ZM179 182V181H178ZM225 182H226V180H225ZM84 183V182H83ZM81 184L82 185V187L84 188V184ZM86 183V182H85ZM120 183V182H119ZM123 183H121L120 185H122ZM203 183V182H202ZM208 183V182H207ZM206 183V184H207ZM242 183V182H241ZM257 183V182H256ZM89 184H90V182H89ZM95 184V183H94ZM98 184V183H97ZM113 184V183H112ZM142 184V183H141ZM151 184L152 183H150V185H148V184H145V185H148V187L146 186V189H145V185H141L139 188H137L138 187V185H140V184H137V186H136V188L137 189H139V191H142V192H140V193H138V192H136V195L137 194H140V195H137L136 196V201H139V205L138 206H140V209H138V210H132V212L130 213V211H128L130 214H129V216L127 215V213H125V215H127V217L126 218H128L129 219V217H131V216H133L135 213L137 214V213H139L140 214V212H142V211H144L143 209H144V204H146L147 203V201H146V199L148 198V192H152V188H154V187H152L151 186ZM165 184V183H164ZM178 184V183H177ZM205 184V185H206ZM223 185L224 184V182L223 183H220L219 185ZM239 184V183H238ZM248 184V183H247ZM254 184H255V182H254ZM264 184V183H263ZM80 185V186H81ZM93 184H91V185H89V186H92ZM115 184H113V186H114ZM119 185V184H118ZM124 185H125V183H124ZM136 185V184H135ZM208 185V184H207ZM212 185V184H211ZM208 185L210 188H211V191H214V192H216V185ZM225 185H226V183H225ZM260 185V184H259ZM43 186V185H42ZM48 186V185H47ZM50 186V185H49ZM79 186V187H80ZM88 186V187H89ZM96 186V185H95ZM94 186V187H95ZM110 185H109V182H108V184L106 183V186H102L103 188H104V193H103V191H101V190H99L100 188H101V186L99 185V187H98V185L96 186V187H98L99 189V192H102V196H103V194H107V192L105 193V189H108V188H111L112 187V185H111V187H109ZM126 186V185H125ZM125 186H124V189H125ZM144 188H143V187ZM215 187V189H214V187ZM243 186V185H242ZM247 186H253L254 187V185H247ZM246 186V187H247ZM257 186V185H256ZM255 186V187H256ZM40 185H39V189H40ZM96 187L95 188H93V189H95L94 191H96L97 189H96ZM117 187V186H116ZM115 187V188H116ZM120 187V186H119ZM128 187V186H127ZM126 187V188H127ZM206 187V186H205ZM204 187V188H205ZM212 187H213V189H212ZM218 187V186H217ZM243 187H245V186H243ZM259 187V186H258ZM260 187H262L261 185H260ZM264 187V186H263ZM51 189H52V187H50ZM58 188V187H57ZM113 188V187H112ZM136 188H134V189H136ZM208 188V187H207ZM219 188V187H218ZM223 188V187H222ZM230 188V187H229ZM248 189H243L242 188V190H250L249 189V187H247ZM82 189V188H81ZM91 189H92V187H91ZM118 189V188H117ZM123 189V188H122ZM144 191H143V190ZM221 188H219V190H220ZM225 189V188H224ZM227 190H228V188H226ZM253 189H256V188H253ZM264 189V188H263ZM41 190V189H40ZM47 190H50V189H47ZM55 190H56V187H55ZM55 190H52V191H55ZM85 190V189H84ZM114 191H115V189H113ZM112 190V191H113ZM119 190H121V189H119ZM128 189H126L125 190V192L127 191ZM130 190V189H129ZM131 190H133V189H131ZM205 190H209V188L208 189H204V192H205ZM219 190H217V191H219ZM231 190V189H230ZM258 190H261L260 188L258 189ZM35 191V190H34ZM52 191L51 192H49V194L50 193H52ZM92 191V190H91ZM138 191V190H137ZM146 191V192H145ZM226 191V190H225ZM43 192V191H42ZM48 192V191H47ZM88 190H87V193H86V191L84 192V193H86V194H88ZM93 192V191H92ZM135 192V191H134ZM206 192H208V191H206ZM213 192V193H214ZM220 192V191H219ZM229 192V191H228ZM231 192V191H230ZM227 193L228 195L230 194L231 195V193ZM244 192V191H243ZM248 192V191H247ZM246 192V193H247ZM249 192H251V191H249ZM261 192H263V190L261 191ZM37 193V192H36ZM59 192L57 191V194H58ZM62 193V192H61ZM78 193H82V195L84 194L83 193V191L82 192H78ZM97 193V192H96ZM109 193H110V189H109ZM113 193V192H112ZM118 193V192H117ZM120 193H123V192H120ZM127 193V192H126ZM203 193V192H202ZM235 193H236V199H235V206L232 208V210H231V212L229 213V222L230 223H232L231 225H232V227H238V225H239V219H238V215L236 214V211H235V207L240 203V197H239V195H238V191L237 190H235ZM245 193V194H246ZM35 194V193H34ZM39 194V193H38ZM45 194V193H44ZM48 194V193H47ZM72 194V193H71ZM89 194H90V192H89ZM88 194V195H89ZM99 194V193H98ZM114 194V193H113ZM119 194V193H118ZM142 194V195H141ZM150 194H152V193H150ZM226 194V192L222 195H220V198L223 200H220V199H218V201L219 202H217V204L216 203H213V204H215V206L214 207H216L219 203V205H220V207L224 210H222L220 207L218 208V211H222L221 213H223V212H225V208H226V206L224 207V205L225 204H227L226 202H229V201H227L226 200V197H225V195L226 196H228ZM248 194V193H247ZM258 194V192L256 193V195ZM261 194V193H260ZM37 195V194H36ZM58 195H60V194H58ZM82 195H80V196H82ZM94 195L95 194H91L90 196H88L89 198L88 199H90V200H92L93 198L95 199V197H94ZM104 195V196H105ZM108 195V194H107ZM106 195V196H107ZM123 194H121V196H122ZM204 195H206V194H204ZM210 195H212V194H210ZM215 195H217L216 193H215ZM40 196H42V194L40 195ZM44 196V195H43ZM52 196H53V194H52ZM50 197L51 199H53V197ZM55 196H57V195H54V202L55 203H57V201L58 200H60V198L59 197H55ZM62 196V195H61ZM60 196V197H61ZM86 197H87V195H85ZM84 196V197H85ZM100 196H101V194H100ZM113 196V195H112ZM116 196V195H115ZM114 196V197H115ZM124 196V195H123ZM126 196V195H125ZM124 196V197H125ZM145 196H147V198L145 197ZM223 196V197H222ZM249 196V195H248ZM257 196H259V195H257ZM263 196V195H262ZM34 197V196H33ZM44 197H47V196H44ZM83 197V196H82ZM82 197H80V198H82ZM96 197H97V195H96ZM108 197V198H107ZM106 198L107 199H109V197L110 196H107ZM113 197V198H114ZM119 197H120V194H119ZM123 197V198H124ZM128 197H129V195H128ZM158 197V196H157ZM203 197H207V196H203ZM230 197V199H231V196H229ZM250 197V196H249ZM256 197V196H255ZM35 198H37L36 196H35ZM48 198V197H47ZM49 198V199H50ZM56 198H57V200H56ZM59 198V199H58ZM61 198H63V197H61ZM78 198V197H77ZM76 198V199H77ZM80 198L79 199H77L78 201L80 200ZM106 198L104 197H101V199H99L102 203V207L100 208V207H98L99 208V210L97 211V209H96V211H94V209L96 208V207H94L93 208V206H96L97 204V200L95 201L94 199H93V203L94 204H96V205H93L92 204V202L90 201V200H88L87 198H83V199H81L80 201L82 202H84V199H86V201H87V203H89L88 205H86V206H89V205H91L92 206V210H90L91 208L89 207H86L87 209L85 210V208L83 207V206H81L83 209H84V211H81V210H83V209H81V210H79L78 208H76L77 209V211L78 212H80V213H76L78 216L76 217V215H75V217H74V219H76L77 220V222H78V220H79V218L81 217V212L83 213H85V215H86V213L87 212H85V211H88V213H87V216L89 215H91L90 214V212L94 215V213H95V215H96V213L98 212L99 214H100V216L97 214V217L95 216V219H98L99 220V218H100V220H101V223H102V220L104 219V218H107V215H109V210H108V207H110V205H107L106 203H107V201H109V200H106ZM118 198V197H117ZM123 198H121V200L123 199ZM134 198H133V200H134ZM150 198V197H149ZM252 198V197H251ZM260 198H261V196H260ZM1 199V198H0ZM49 199H48V201H49ZM51 199H50V201H51ZM115 199V198H114ZM128 200L130 199V198H127ZM152 199V198H151ZM159 199V198H158ZM209 199V198H208ZM208 199H205V200H208ZM255 199V198H254ZM259 198H257V200H258ZM62 200H64L65 202H66V200H65V197L62 199ZM74 200V199H73ZM77 200H75V202L77 201ZM98 200V201H99ZM106 200V203L104 202ZM119 200H120V198H119ZM119 200H117V201H119ZM124 200V199H123ZM203 200V199H202ZM250 200V199H249ZM262 200V199H261ZM25 201V200H24ZM49 201V202H50ZM70 201V200H69ZM79 201V202H80ZM90 201V202H89ZM111 201V200H110ZM116 201V202H117ZM217 201V200H216ZM216 201H210V202H216ZM220 201H222V203L220 202ZM260 201V200H259ZM264 201V200H263ZM263 201H262V203H263ZM26 202V201H25ZM27 202H28V200H27ZM38 202H40V201H38ZM44 202V201H43ZM53 202V201H52ZM50 203L51 205L53 204V203ZM59 202V201H58ZM65 202H63L62 201V203H65ZM82 202V203H83ZM96 202V203H95ZM125 202H127V201H125ZM131 202V201H130ZM207 202V201H206ZM209 202V201H208ZM231 202H232V199H231ZM248 202V201H247ZM253 202V201H252ZM28 203H31V202H28ZM33 203V202H32ZM54 203V204H55ZM61 203V202H60ZM58 204L59 205V210H61L62 211V209H63V211H62V213L60 212V211H58L59 213L58 214H62V217H60L61 218V220H57L56 222L57 223H64L65 224V226H66V223L65 222H67V224H68V221H70L71 222V220H73V217H72V215L74 216V214H75V212L76 211H73V212H71L72 211V209L74 208V207H71V208H69L70 207V205H71V203H73V201L69 204L68 202V205H66V206H68V207H64V205L62 204V207L60 206L61 204ZM66 203V204H67ZM81 203V204H82ZM85 203V202H84ZM109 203V202H108ZM111 203V202H110ZM118 203V202H117ZM132 203V202H131ZM160 203V202H159ZM251 203V202H250ZM255 203H256V201H255ZM25 205H26V203H24ZM34 204H36L35 203V201H34ZM43 204V203H42ZM46 204H48V203H46ZM49 204V205H50ZM52 205V207L54 206H56V205ZM74 204V203H73ZM76 204H78L77 202H76ZM75 204V205H76ZM100 204V203H99ZM123 203H121V205H122ZM127 204V203H126ZM137 204V203H136ZM135 204V205H136ZM155 204H158V201H157V203H155ZM160 204H162V203H160ZM159 204V205H160ZM206 204V205H205ZM205 204H203V205H205V206H207V203H205ZM224 204V205H223ZM247 204V203H246ZM253 204V203H252ZM264 204V203H263ZM1 205V204H0ZM31 205V204H30ZM37 205H38V203H37ZM131 205V204H130ZM130 205L128 206V208H130ZM134 205V204H133ZM132 205V206H133ZM148 205V204H147ZM153 205V204H152ZM159 205H157V208H158V206ZM210 205H212V203L210 204L209 203V206ZM218 205V206H219ZM249 205V204H248ZM29 206V205H28ZM33 206V205H32ZM44 206V205H43ZM48 206V205H47ZM72 206V205H71ZM98 206V205H97ZM126 206V205H125ZM154 206V205H153ZM204 206V207H205ZM208 206V207H209ZM213 206V205H212ZM217 206V207H218ZM223 206V207H222ZM250 206H252V205H250ZM260 206V205H259ZM258 206V208H260ZM50 207V206H49ZM48 207V208H49ZM53 207V208H54ZM60 207H61V209H60ZM80 207V208H81ZM119 207H121L120 205H119ZM134 207V206H133ZM149 207H151V206H149ZM155 207V206H154ZM228 207V206H227ZM246 207V206H245ZM33 208V207H32ZM35 208H37V207H35ZM52 208V209H53ZM58 208V207H57ZM65 208V209H64ZM66 208H68L67 210L68 211H70V213H73V214H71L70 215V213L68 214V215H65V217L63 218V212L66 210ZM127 208V207H126ZM136 208V207H135ZM139 208V207H138ZM213 208V207H212ZM263 208V207H262ZM40 209H41V206H40ZM45 209V208H44ZM43 209V210H44ZM49 209H51V207L49 208ZM71 209V210H70ZM75 209V208H74ZM73 209V210H74ZM75 209V210H76ZM112 209V208H111ZM110 209V210H111ZM154 209H156V208H154ZM201 209H203L202 208V206H201ZM204 209H206V207L204 208ZM210 209V208H209ZM214 209H216V208H214ZM213 209V210H214ZM228 209V208H227ZM226 209V210H227ZM248 209V208H247ZM252 209V211H253V208H251ZM42 210V209H41ZM41 210H40V212H41ZM89 210H90V212H89ZM114 210V209H113ZM121 210H123V209H121ZM158 209H156V212H158L157 211ZM254 210H256V208H255V206H254ZM262 210H264V209H262ZM47 211H50V210H47ZM57 211L55 212V213H57ZM68 211H65V212H68ZM93 211H94V213H93ZM112 211V210H111ZM203 211V210H202ZM208 211V210H207ZM211 211V210H210ZM251 211V210H250ZM251 211V212H252ZM38 212V211H37ZM40 212H39V214H40ZM53 212V211H52ZM53 212V213H54ZM147 212V211H146ZM206 212V211H205ZM227 212V211H226ZM225 212V213H226ZM254 212V211H253ZM1 213V212H0ZM43 213H45V212H43ZM47 213V212H46ZM52 213V214H53ZM54 213V214H55ZM121 213H123V212H121ZM256 213H257V210H256ZM256 213H254V215H256ZM67 214V213H66ZM117 214H118V212H117ZM135 214V215H136ZM139 214L137 215V216H139ZM205 214V213H204ZM203 214V215H204ZM208 214V213H207ZM228 214V213H227ZM264 214V213H263ZM262 214V215H263ZM41 215H42V212H41ZM48 215H50L49 214V212H48ZM47 215V216H48ZM84 215V214H83ZM82 215V217H81V220H80V223L78 222H75L76 220H73L75 223H74V225L75 226H77L76 228L78 229V225H80V227H81V225H82V227H81V229H76L75 227L73 228L72 226H74V225H72L71 227L73 228V230L71 229V227L69 228V226H70V222H69V224L67 225V228L70 230H72V231H74V229L76 230L75 232H79V234H78V237H79V235H80V238H82V241L84 242H82L81 240H80V238L78 239L77 238V236H76V239L77 240H80L79 242L81 243V244H84V247H83V249H79V248H81L80 246H79V248L77 247L78 245H77V243L78 244H80L79 242H77L76 243V240H75V237L73 238V236H71L72 238H73V241L74 242H72V243H75L76 244V247H77V250H79L80 252H75L74 251V249L76 248V247H74L73 246V248H72V243H70L71 241L69 240V239H64L63 240V238H67V237H69L70 238V234L71 233H69L68 234V236H66V237H64L65 235H57V236H59V237H61V238H58L57 239V237L54 239V237L56 236V228L55 227H57V229H58V226L60 225L61 226V228H60V226H59V230L57 231V232H59L60 231V229L61 230H66L65 231V233H67L69 230L68 229H65L66 227L64 226V228H63V226L61 225V224H57L56 222V224L54 223V224H51L52 222L50 221V220H52L53 221V219H50V218H54L53 217V215H52V217H50L49 218V216L48 217H46V218H49L48 220H46L47 222L48 221H50L49 223H47L45 220V222L46 223H43L42 221H40V222H42L43 224H42V226L40 225L39 226V228L38 229H36V231L38 232V234H37V232L35 231V234L37 235V236H32V237H35V238H33L34 240V243H33V247L34 248H36V249H40V252H38V253H41L39 256H35V257H38L37 259H39L40 258V260L43 262H46L47 260H48V262L49 263H47V264H61L62 262H64V263H66L67 262V260L66 261H63L64 259H67V256H65L64 257V255H67L66 253H64L63 255L61 254V252L59 253L58 251L60 250V249H62V247L65 249V244L67 243V245H69L70 244V246H71V248H70V246H68L69 247V250L70 249H73V252H72V254H75L76 255V253H81V251L83 252V255H82V257H84V258H86L87 256H88V253L90 254V259H93L94 258V262H96L97 261V263H99L100 261H101V259H104V263H102V264H110L111 263V261L110 260H113V257H115V255H114V253H113V257H111L112 256V252L111 253H109L110 251H111V249H113L112 247H111V245H114V244H111V243H113V242H111V240L109 239V235H106L107 234V226L105 227L107 230H105L104 232L101 230V226H103V225H99L100 227H98V224L100 223V220L98 221L97 220V222H99V223H97V225H96V227L98 228L97 230H98V232H103V233H106L105 234V236H106V238L105 239H101L102 237L101 236H103L104 234L103 233H101L102 235H100L99 236V234L97 233V232H94L93 231V233H96V237L95 238H97V236L101 239H99V245H98V242H97V246H96V244H95V242H93L94 240H92V235H91V237L90 238H87V236L89 235L88 233H86L85 234V231H87V230H89V227L91 226V227H93V229H95L96 230V227H95V223H96V221H95V219L94 220H92L91 218H94V217H90V219H91V222H94V226H92V224L91 225H89V222L90 221H87L86 220V217L87 216H83ZM102 215V216H101ZM114 215V214H113ZM125 215L123 214V217H125ZM152 214H150V216H151ZM199 216V218L201 219V217L203 218L204 216ZM210 215V214H209ZM226 215V214H225ZM260 215V214H259ZM1 216V215H0ZM7 216V215H6ZM9 216V215H8ZM46 216V215H45ZM54 216H56V214L54 215ZM61 216V215H60ZM66 216H68V217H70V219L67 221H65V222H63L62 221V218L65 220V219H67L66 218ZM80 216V217H79ZM111 217H112V215H110ZM118 216H120V215H118ZM141 216V215H140ZM147 216V215H146ZM156 216V215H155ZM215 216V215H214ZM213 216V218L215 219V217ZM58 217V216H57ZM143 217V216H142ZM154 217V216H153ZM206 217V216H205ZM208 217V216H207ZM210 217V216H209ZM212 217V216H211ZM255 217V216H254ZM3 218V217H2ZM41 218H43V217H41ZM84 218V219H83ZM87 218H89V217H87ZM140 218V217H139ZM220 219H221V217H219ZM89 219V220H90ZM112 219V218H111ZM111 219H110V221H111ZM114 219H116V218H114ZM120 219V218H119ZM204 219H207V218H204ZM213 219V220H214ZM10 220V219H9ZM55 220H56V218H55ZM54 220V221H55ZM84 220H86L88 223V225H89V227H88V229L87 228H85V224H84V222H86V221H84ZM113 220V219H112ZM122 220V219H121ZM139 220H141V221H139L138 222V224H137V226L139 225V224H141V222H143V220L142 219H139ZM217 220H218V218H217ZM216 220V221H217ZM61 221V222H60ZM104 221H105V224L104 225H107L108 224V221L107 220H105L104 219ZM106 221H107V223H106ZM120 221V220H119ZM206 221V220H205ZM204 221V222H205ZM208 221V220H207ZM209 221H210V219H209ZM1 222V221H0ZM14 222H18L17 220L16 221H14ZM39 222V221H38ZM38 222H35L36 224L38 223ZM112 222V221H111ZM118 222V221H117ZM122 222V221H121ZM120 222V223H121ZM130 223H131V221H129ZM203 222V223H204ZM228 222V221H227ZM253 222V221H252ZM12 224H13V222H11ZM20 223V222H19ZM83 223V224H82ZM129 223V224H130ZM144 223H146L145 221H144ZM144 223H142L141 225H139L140 227L141 226H143V225H145ZM206 223V222H205ZM212 223H214L213 221H212ZM221 223V222H220ZM222 223H224V222H222ZM1 224V223H0ZM38 224H41V223H38ZM47 226V224H50V226L48 225L47 227H50L49 228V232H54V230H55V234L54 233H51V234H49V233H47L48 232V229H47V232H46V226ZM63 224V225H64ZM73 224V223H72ZM86 224V225H87ZM103 224V223H102ZM110 224V223H109ZM113 224V223H112ZM208 224V222L206 223V225ZM209 224H211L210 222H209ZM7 225H9V224H7ZM17 225H20V224H17ZM52 225V226H51ZM53 225H55V227L53 226ZM58 225V226H57ZM122 225H126V227L128 226V223L127 224H124V221L122 222ZM131 225H133V224H131ZM131 225L130 226H128L127 228H128V231L125 229V227L123 226V228H120L119 227V229L118 230H126V232L129 234L131 231L133 232L134 230L136 231L137 230V233H139V232H141L140 230H141V228H142V230H143V227H139V229H137V228H135V229H133V230H131V228H133V227H135V226H133V227H131ZM205 225V224H204ZM203 225V226H204ZM250 225H252V224H250ZM24 226H26V225H23V228H24ZM83 226H84V228L86 229V230H84V228H83ZM113 226V225H112ZM118 226V223L116 224L115 223V227H117ZM119 226H121V224H119ZM147 226H148V223H147ZM149 226H151L150 224H149ZM148 226V227H149ZM202 226V227H203ZM221 226V225H220ZM2 227V226H1ZM0 227V228H1ZM13 227V226H12ZM17 227V226H16ZM21 227V226H20ZM38 227V226H37ZM55 229H54V228ZM79 227V228H80ZM87 227V226H86ZM122 227V226H121ZM146 227V226H145ZM148 227H146V229H148ZM5 228V227H4ZM3 228V229H4ZM7 228V227H6ZM18 228H19V226H18ZM18 228H16L17 230H18ZM63 228V229H62ZM118 228V227H117ZM152 228V227H151ZM156 228V227H155ZM205 228V227H204ZM14 229V228H13ZM51 229L53 230V231H51ZM99 229L101 230V231H99ZM102 229H104L103 227H102ZM114 229H116V228H114ZM153 229V228H152ZM199 229H200V227H199ZM251 229V228H250ZM256 229V228H255ZM255 229H253V230H255ZM1 230H2V228H1ZM7 230H8V228H7ZM19 230L20 231H18V233L19 232H21V229L19 228ZM70 230V231H71ZM82 232V234L80 233V231ZM117 230V231H118ZM131 230V231H130ZM138 230H139V232H138ZM155 230V229H154ZM157 230V229H156ZM216 231L215 232H220V230H218L217 231V229H215ZM223 230V229H222ZM260 230V229H259ZM5 231H6V229H5ZM4 231V232H5ZM9 231V230H8ZM69 231V232H70ZM117 231H111V232H109V233H112V232H114L113 233V235L115 234V235H117L116 234V232ZM130 231V232H129ZM148 231H149V229H148ZM152 231V230H151ZM205 231V230H204ZM263 231V230H262ZM10 232V231H9ZM9 232H7V233H9ZM15 232V231H14ZM30 232H31V230H30ZM63 232V234H64V231H61V233ZM120 232V231H119ZM126 232H124L123 231V234L124 233H126ZM145 232V231H144ZM143 232V233H144ZM147 232V231H146ZM146 232H145V234H146ZM169 232V231H168ZM200 232H201V230H200ZM224 232V231H223ZM243 233L241 234L242 235V237H237L238 239H240V241H236V243H238V244H240V247L241 248H239L238 246L237 247H235V245H236V243H235V241L234 242H232L233 244L235 243V245H232V247H229L228 246V248L230 249V248H233L234 247V249H232V250H236L235 248H239L240 249V253H238L239 254V256H238V258L241 256V258H240V262H239V264H258V261H257V255H256V249H255V247H254V243H253V239H252V235H250L249 234V232H248V229L246 228V226H245V228H244V230L242 231ZM73 233V232H72ZM126 233V234H127ZM136 233V232H135ZM135 233H130V235L132 236L133 234L134 235H136L135 237H137V234H135ZM143 233H141V235H140V233H139V236L137 237V240H129V242H127L126 244H127V248L130 246L129 244H133V246L135 247V246H138L137 244H139V247H140V250H139V252H136V254H137V257H139L140 259L142 258L143 260H140L141 262H140V264H154L155 262H156V255H158V254H160L161 253V248L163 249V246H160L159 244H157V245H159L158 247L157 246H155V247H153V245L152 244H154V243H152L154 240L152 239V238H150L149 240L147 239V240H144V238L146 239V235L145 234H143ZM204 233V232H203ZM260 233H262L261 231H260ZM1 234H2V231H1ZM4 234V233H3ZM24 234V233H23ZM52 234H54L53 235V237H51L50 235H52ZM59 234V233H58ZM75 234H77V233H75ZM84 234H85V236H84ZM88 234V235H87ZM98 234V235H97ZM166 234H167V231H166ZM12 235H13V233H12ZM15 235V234H14ZM31 235H33L32 233H31ZM30 235V236H31ZM87 235V236H86ZM112 235V234H111ZM119 235H120V233H119ZM156 235H158V234H156ZM168 235V234H167ZM170 235V234H169ZM168 235V236H169ZM204 235V234H203ZM206 235V234H205ZM216 235V238L214 237V238H212V237H207L206 238V240H205V243H203V245H205V244H207L206 242L207 241H210V242H208V246H206V247H204V248H206L207 250H205L204 249V251H205V253H203V257H204V254H206L205 255V257L207 256V260H203V263L202 264H213V260H214V263H216L215 262V258L213 259L211 256H213L214 257V251H213V249L215 248V246L217 245H219L220 246V244H219V242H218V237H217V233L215 234ZM221 235V234H220ZM219 235V237H221ZM4 236V235H3ZM5 236H7L6 234H5ZM9 236V235H8ZM29 236V237H30ZM128 236V235H127ZM125 236L127 239H128V237L130 238V236ZM26 237V236H25ZM37 237V238H36ZM39 237V238H38ZM86 237V238H85ZM139 237H141V241H139ZM155 237V236H154ZM7 238V237H6ZM9 238V237H8ZM7 238V239H8ZM72 238H70V239H72ZM115 238H119L120 239V237H115ZM211 238V239H210ZM218 238V239H217ZM1 239V238H0ZM3 239V238H2ZM11 239H12V237H11ZM10 239V240H11ZM36 239H38V240H36ZM61 239V240H60ZM94 239V238H93ZM98 239V238H97ZM119 239H116V241H117V243H119L120 244V241L118 242V240ZM153 241H152V240ZM167 239V238H166ZM207 239H209V240H207ZM56 240L58 241V240H60V241H62L60 244L62 245V243H63V241H64V243L65 244H63L62 245V247L60 248V247H58V246H54V245H58V242H60V241H58L57 243H56ZM69 240V241H68ZM92 241V242H89V241ZM96 240V239H95ZM109 240H110V242H109ZM170 242H171V240L170 239H168ZM5 241H6V239H5ZM4 240H3V242H5ZM33 241H31V242H33ZM68 241V242H67ZM121 241H122V239H121ZM127 241V240H126ZM126 241H124V242H126ZM132 241V242H131ZM159 241V240H158ZM243 241V242H242ZM264 241V240H263ZM1 243V245L3 244L2 243V240L0 241ZM8 242H11V241H7V244H8ZM31 242H30V244H31ZM35 242H36V244H35ZM37 242H39V244L37 243ZM134 242V243H133ZM140 242H142V243H140ZM69 243V244H68ZM95 244V246H94V244ZM123 242H121V244H122ZM137 243V244H136ZM166 243H167V241H166ZM175 243H176V241H175ZM80 244V245H81ZM115 244H116V242H115ZM118 244V245H119ZM120 244V245H121ZM4 246H5V243L3 244ZM67 245H66V248H67ZM117 245V244H116ZM129 245V246H128ZM155 245V244H154ZM166 245V244H165ZM173 245H175V244H173ZM176 245H178L177 243H176ZM175 245V246H176ZM243 245V246H242ZM8 246V245H7ZM10 246V245H9ZM22 246L24 247V245L22 244ZM21 246V247H22ZM36 246H38V247H36ZM122 246H123V248H124V246H125V244L123 243L122 244ZM132 246V245H131ZM131 246L129 247V249L131 248ZM132 246V247H133ZM168 246V245H167ZM167 246H165V247H167ZM172 245H170V247H171ZM178 246H180V245H178ZM216 246V247H217ZM231 246V245H230ZM32 247V248H33ZM54 247L56 248V250H57V247H58V250L56 251L55 249H54ZM92 249V250H90V248ZM114 247V246H113ZM133 247V248H134ZM173 247V246H172ZM33 248V249H34ZM115 248H117V246L116 247H114V249L113 250H119L118 248L117 249H115ZM120 248V247H119ZM122 248V247H121ZM123 248H122V250H123ZM125 248H126V246H125ZM126 248V249H127ZM133 248H131L130 249V251H133V250H136L137 249V247H135V249H133ZM219 247H217V249H218ZM0 249H1V247H0ZM2 249H4V248H2ZM2 249L0 250V252L3 254V251H2ZM27 250H28V246H27V248H26ZM30 250L31 251V253L30 254H32L31 256L32 257H30V256H27V258H26V255H24L25 257L24 258H18V259H13L14 260V262H13V260L11 259V258H9L7 255H3V256H6L5 258H6V260L5 259H3V260H5L7 263H9L8 261L9 260H11L12 261V263L10 262L9 264H30V262H31V264H34V262H33V256L34 255H36V252H34L35 254H33L32 253V251H34V250ZM47 249V250H46ZM48 249H49V251H48ZM128 249V250H129ZM174 249V248H173ZM216 249V250H217ZM238 249V250H239ZM22 250V249H21ZM25 250V249H24ZM42 250V251H41ZM51 250H52V252H51ZM76 250V251H77ZM125 250V249H124ZM127 250V251H128ZM215 250V251H216ZM29 251V250H28ZM37 251H39V250H37ZM54 251H56V252H54ZM61 251H63V250H61ZM66 251V250H65ZM64 251V252H65ZM71 251V250H70ZM119 251H121V250H119ZM164 251V250H163ZM162 251V252H163ZM165 251H167L166 249H165ZM207 251V252H206ZM213 251V252H212ZM218 251V250H217ZM237 251V250H236ZM236 251L234 252V255H232V258L234 257V256H237V255H235V254H237L236 253ZM9 251L7 250V252L6 253H8ZM11 252V251H10ZM17 252V251H16ZM22 252V251H21ZM21 252L19 251V253L21 254ZM49 252H51V254L49 253ZM57 252H58V254L60 255H62L63 256V258L60 256V258H57L58 259V261L57 262H55V256L54 255H57ZM67 253H68V251H66ZM117 252V251H116ZM115 252V254H117V256L119 257V258H121L120 257V254L121 255H123L122 253H116ZM158 252H160V253H158ZM233 252V251H232ZM231 252V253H232ZM18 253V252H17ZM26 253H27V251H26ZM38 253H37V255H38ZM49 253V254H48ZM54 253V254H53ZM56 253V254H55ZM103 253H105V254H103ZM123 253H124V251H123ZM213 253V254H212ZM10 254V253H9ZM11 254H13V253H11ZM10 254V255H11ZM19 254V255H20ZM25 254V253H24ZM170 254V253H169ZM168 254V255H169ZM208 254V255H207ZM216 254V253H215ZM233 254V253H232ZM1 255V254H0ZM22 255H23V253H22ZM28 255V254H27ZM49 255V256H48ZM50 255H51V257L53 258H51L52 259V261L50 262V260L51 259H49V257H50ZM69 255V254H68ZM140 255V256H139ZM167 255V256H168ZM263 255H264V253H263ZM3 256H1L2 258H4ZM45 256H46V258H45ZM74 256V255H73ZM77 256V255H76ZM74 257V260H73V257H72V259H70V262H68V263H66V264H69V263H73L74 261H75V258H77V257H79V256H77V257ZM126 256H128L129 257V254H127ZM131 256V255H130ZM0 257V264L2 263V264H6V262L5 263H3L4 261L2 260V258ZM20 257H22L21 255H20ZM69 257H70V255H69ZM80 257H81V255H80ZM79 257V258H80ZM81 257V259L84 261V260H86L87 261V259H83ZM118 257H117V259H118ZM136 257V258H137ZM204 257V258H205ZM231 257V256H230ZM7 258H9V260L7 259ZM13 258V257H12ZM63 260H62V259ZM79 258L78 259H76V261L77 262H79V263H83V261L80 259L79 260ZM89 258V257H88ZM112 258V259H111ZM116 258V257H115ZM114 258V259H115ZM122 258H123V256H122ZM121 258V259H122ZM172 258V257H171ZM237 258V259H238ZM22 260V261H18V260ZM56 259V260H57ZM168 259V258H167ZM235 259H236V257H235ZM71 260H73V262H71ZM79 260V261H78ZM116 260V259H115ZM154 260H155V262H154ZM166 260V259H165ZM15 261H16V263H15ZM19 263H18V262ZM35 261V260H34ZM36 261H38V260H36ZM60 261V262H59ZM62 261V262H61ZM68 261H69V258H68ZM76 261H75V263H76ZM81 261V262H80ZM120 261V260H119ZM131 261V260H130ZM126 264H136L134 261H132V262H126V261H124ZM160 262V261H159ZM39 263V262H38ZM37 263V264H38ZM85 263V262H84ZM83 263V264H84ZM90 263V262H89ZM88 262L86 263V264H89ZM43 264V263H42ZM63 264V263H62ZM78 264V263H77ZM91 264V263H90ZM116 264H117V262H116ZM119 264V263H118ZM124 264V263H123ZM156 264V263H155ZM162 264H164V261H163V263ZM166 264V263H165ZM217 264V263H216Z\"/></svg>",
	"mask_w": 264,
	"mask_h": 264
},
{
	"label": "crops",
	"instance_id": "obj_3",
	"mask_svg": "<svg viewBox=\"0 0 264 264\" xmlns=\"http://www.w3.org/2000/svg\"><path fill=\"white\" fill-rule=\"evenodd\" d=\"M237 134V133H236ZM236 145H237V143H236ZM238 155H239V152H236V156L238 157ZM238 179H239V175H238ZM238 179H237V181H238ZM236 209H235V211H236V214L238 215V219H239V225H238V227H232L233 228V230H234V233L236 234V236L238 237H242V231L244 230V228H245V222H244V220H243V216H242V214H241V210H240V203L235 207ZM232 224V223H231ZM233 225V224H232ZM238 237V238H239ZM239 241H240V239H239ZM243 242V241H242ZM243 246V245H242Z\"/></svg>",
	"mask_w": 264,
	"mask_h": 264
}]
</instances>
